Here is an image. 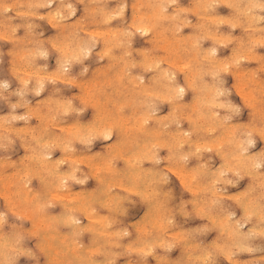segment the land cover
<instances>
[{"label": "rangeland", "instance_id": "374dc122", "mask_svg": "<svg viewBox=\"0 0 264 264\" xmlns=\"http://www.w3.org/2000/svg\"><path fill=\"white\" fill-rule=\"evenodd\" d=\"M145 1L148 3L151 2V4H146ZM161 1L162 0H144V2H145L144 3L142 0H90V1L89 0H0V7H1L0 8V121H1L0 122V127H1L0 128V163H2V165H4L3 168H2V165H0V171H1L0 172V178H1L0 180H3L5 182L4 183L3 181H0V217H2L3 221H4V223H0V238H2L0 241H3L2 244H0V256H3V253H5V255H6V257L5 256H3L2 258L0 257V262H1L0 264H7L6 261H9L10 259H13V258H15L18 261V264H50L52 262L50 259L51 257L58 258V263L61 264L67 258V256L65 255L66 247H65V244L62 242L63 239L66 241H72V240L77 241L79 244H80L79 241H81L82 244H80V245L84 249H86L87 251H88V248L90 250V248L92 249V247H96V248L100 247L101 252L106 251V253L102 252V254L100 256H96L95 261L98 263L95 262V264H107L108 262H110L111 264H132V263H135V264L136 263L137 264H158L157 262L160 260L159 258L163 259V260L161 259L159 261L160 264H163L164 261L166 264H168L169 261L164 260V258L170 260L169 264H186V263L187 264H203V263L204 264H238V263L239 264H264V260H262V259H264V258H262V257H264V236L261 237V235L257 234L256 239L253 237V240L250 241L253 243H249V244H251L250 245L251 250L249 248V250H242V252H240L239 250H236V249H233V250L228 249L231 247L230 244H227V243H229L228 240L230 239V237L228 236L227 233H226L227 235L225 234V236H224L225 231H222L218 228L213 227V225L210 222V219L207 218L210 211H211L209 207H208L209 208L208 209L206 206V210L205 211L202 210V209H204L203 208V206H205L204 204H206L205 198L208 197L205 195L206 197L204 196L205 197L204 198V197H202V195L206 194L208 191L205 190L203 192H199L200 194H196L198 192H195L194 190H191L190 187L183 185L182 181H181L182 179L179 177V174H175L176 172L178 173V168L182 165L184 167H186L188 170L190 169L191 171H192V169H191L192 167L194 170L197 169V171L202 170V168H203V170L204 169L207 170L210 173L211 179L207 181L208 183L205 181H201L204 183L203 186L205 187L207 185L208 188H210V189H212V188L214 189V187H215V189L219 192V194L221 193L224 196H227V198H225L223 195H221V199L219 198L220 201L223 200L224 203L222 201H221V203H223L224 205L220 204V201L218 199L216 201H219V202H217V204H220L222 208L226 207L228 210H230V212L233 214L232 218H236V217L240 218V219L243 218V212L244 211L242 210L241 205L238 203H240V202L244 203L247 196L250 198L255 197V196L259 195V193H262L264 191L263 190L264 189V183L263 182H262L263 183L262 184V183H260L261 181H259L257 179L252 178L253 179L252 180L251 176L246 174V173L244 174V172L242 170H238V171H240L238 173V171H237L238 168L234 167V165H233L234 164L233 157L235 156L234 154L236 151L235 150L236 145H238V143L235 144L237 138L233 139L234 140L233 141L231 139H228V136L225 135L227 132L230 133V130H228V129L232 128L233 131H235V129H237L236 134H237V136H239V134H240L239 139L241 137V139L243 141H250V139L252 138L251 139L252 142L250 141L251 143H249V145L247 146L248 147L247 153L250 155H256L257 157H259L258 161L260 163V166H258L256 168V171L261 172V173L264 172V154H262V153H264V143H263L264 141H263L262 136H260V133L258 131L254 130L252 133V129L255 126L258 129L261 128L259 130H262V129L264 130V125H262V123L264 124V121H261V119H259V116H256V117L253 116L254 115V114H252L253 111H252V109L250 110V107H251L250 102L244 97V95L242 93H240V91H241L240 86H238L240 78H241L238 75V73L241 72V75L242 74L246 75L245 79L247 81L246 80H244V81H246L248 86L250 83V88H253L252 86H254L253 89L257 90V92H259L258 89L259 90L264 89V87H263L264 80H262V79H264V68H263L264 67V40H263L264 39V9H262L260 7V5H261L260 3L261 2L264 3V0H229V1L223 0L224 2H222V0H214V1L213 0H203V1L202 0H173V1L166 0V2L164 0L162 2ZM196 1L197 2L199 1V3L197 4ZM141 2L143 4H141ZM156 3H158V4H156ZM210 3H212V4H210ZM250 3H252V4H250ZM122 4H124V5L122 6ZM145 5L146 6L151 5V6L146 7ZM194 5H195V7H194ZM153 6H154V11H153ZM252 8H254V9H252ZM113 9H115V10H113ZM58 10L60 13L58 12ZM91 10H93V11H91ZM119 10H122V12H120ZM145 10L146 11L149 10V11L146 13ZM156 10H158V11H156ZM201 10H204V11H201ZM151 11H153V13L155 12L154 15L151 14ZM144 13L146 16H147V14L148 15L151 14V16L149 15L148 17H146V16H144ZM157 13H159V15H160V13H161V15L164 14L163 17H165L167 15L166 17H168V19L167 18H165V19L161 18L162 22L165 20V22H163V25L160 21H158L159 18H156L159 16ZM36 14H38V15H36ZM139 14H141V15H139ZM173 14H174V16H173ZM176 14L177 15L179 14V15L177 16ZM142 15L146 19L144 17H142ZM101 16H103V17H101ZM53 17H55V18L53 19ZM153 17H154V19H153ZM204 17H207V19ZM216 17H218V18H216ZM142 18H144V21L141 20ZM173 18H175V19H173ZM236 18H237V20H236ZM202 19H204V20H202ZM229 19H230V21H229ZM255 19H256V21H255ZM95 21H96V23H95ZM152 21L154 23H156V26H157V23L159 24V22H160L162 27L160 25H158L156 27ZM156 21H158V22H156ZM182 21H184V22H182ZM150 22H152V23H150ZM135 23H137L136 26H135ZM173 23H174V25H173ZM248 23H250V24H248ZM142 24H145V25L141 26ZM132 25H133V27H132ZM137 25L141 26V28L143 27L145 29L144 30L142 28L143 31H146L149 28L147 30L148 33H146V35H145V32L142 33L143 32L142 29L138 28L139 26H137ZM185 25H188V26H185ZM115 29H117V30H115ZM156 30H158V31H156ZM155 31L158 32L159 36L162 32L167 33L165 35L161 34V36L163 35V37H168V38L167 39L164 38L165 40L163 38L160 39V37L158 38L156 33H154ZM205 32H207V33L205 34ZM116 33H117V35H116ZM173 33H175V34H173ZM1 35L2 36L4 35V36L2 37ZM194 35L197 37H194ZM210 35H211V38H210ZM219 35H221V36H219ZM155 37H157V38H155ZM262 37H263V39H262ZM113 38H114V40H113ZM126 38H128L129 40ZM178 39H179V41H182L183 44H181V42H178ZM166 40H167V42H166ZM183 40L185 41L186 44H184ZM168 41H169V43H168ZM195 41H196V43H195ZM88 42H90V44ZM106 43H108V44H106ZM170 43H172V45L176 43L177 45L176 44L175 45L177 46V48L180 45L182 46V48L180 46L179 47L180 49H178V50H180L179 56H180L181 62H180L179 58H178L177 62L179 65L181 64L180 67L179 66L176 67V65L172 64L173 63V61L171 60L172 58L171 59L169 58L170 56H169V52H168L169 50L168 49L171 47ZM190 43L192 44V46L194 44V46L192 47ZM86 44H87V46H90V45L91 46L87 47ZM168 44H170V45H168ZM253 44H254V46L252 47ZM75 46L76 47L78 46V47L75 48ZM161 46H163V47H161ZM167 46H168V48H167ZM190 47L192 49L193 48L194 49L192 50ZM54 48H56V49H54ZM184 48H185V50H184ZM251 48H252V50H251ZM104 49H106L107 51H105ZM149 49H151V51ZM197 49H198V51H197ZM242 49H244V50L242 51ZM66 50H68V51H66ZM80 50H81V52H80ZM143 50L146 53H144ZM191 51H192V53H191ZM193 51H194V53H193ZM212 51H213V53H210V55H209V52H212ZM102 52L108 53V54L105 55ZM214 52H216V53H214ZM238 52H240V53H238ZM165 53L166 54L168 53L169 57ZM71 54H73V55H71ZM212 54L214 55L215 58H217L216 59L217 61L218 60L221 62L223 61L221 67H214ZM108 55L110 58L108 57ZM202 55L203 56L205 55V57H207V56L208 57L205 59V57H203ZM80 56H82V57L80 58ZM101 56H102V58H101ZM199 56H200V58H199ZM209 56H211V58H209ZM194 58L195 59L198 58L199 62L196 61ZM23 60H25V62ZM59 60H62L63 63ZM65 60L67 63L65 62ZM124 60H125V62H124ZM193 60H194V62H193ZM153 61H154V63H153ZM210 61H212V62L210 63ZM184 62L187 63V64L185 63L186 66L183 64ZM18 63H19V65H18ZM155 63H156V66H155ZM199 63L200 64L202 63V64L200 65ZM233 63H234V65H233ZM189 64L191 66L193 64V67H192L193 70H191V74L189 71L188 74H190V75L188 77L187 72L185 73V67L188 68V66H190ZM148 65H150V66H148ZM154 66H155V68H154ZM183 66H185V67H183ZM103 67H105L106 70ZM110 67H111V69H110ZM194 67L197 69H195ZM107 68L109 69V71ZM180 68H183L184 71H182V69H180ZM124 69H125V71H124ZM215 69H217V70H215ZM103 70H104V73H103ZM147 70H149V71L147 72ZM162 70L165 72H163ZM238 70H242V71L239 72ZM44 71H46V72H44ZM192 71H193V73H192ZM224 71H225V73H224ZM166 72H167V75L169 74L168 76L170 77V80H171V82H170V80L168 81V83L165 82V84L167 83L166 86H170L168 88L164 84V81H166V80L164 79L165 74L163 75V73H166ZM183 72L185 74H183ZM195 72H198V74H196L194 76ZM250 73H252V74H250ZM99 75H101V76H99ZM23 76H25V77H23ZM55 76H57V77H55ZM171 76H172V78H171ZM185 76H186V78H185ZM238 76H239V78H238ZM132 77H133V80H132ZM129 78H130V80H129ZM112 79H114V80L112 81ZM134 79H136V80H134ZM139 79L141 82L139 81ZM185 79H187V80L192 79V81L196 80V84H195L196 86H192V87H195L196 89L192 88L190 86L191 84L190 83H189L190 85L188 84V82H190V81H186ZM256 79H258V80H256ZM259 79H261V80L259 81ZM106 80H108V81H106ZM114 81H116L117 83L119 82V83L118 84L116 82L114 83ZM254 81H257V82L259 81L258 83H260V85L262 87L257 86L258 84H256V83L255 84L252 83ZM78 82L82 83V84H79ZM84 82H86L87 84L89 83V84L87 85ZM130 82H132V83H130ZM136 82L141 83V85H143V87L145 86L144 87L145 89H142L143 87L139 83H136ZM200 83L201 84L204 83V84L208 85V87L212 86L213 90L216 87L215 88L216 91H214V92L218 91V93L220 94V95L218 94V96H216L218 98H216L215 95H214V98L211 97L210 92L206 90L208 88H205V90H204L203 84L201 85ZM252 84H254V85H252ZM171 85H175V88L173 87L175 90H173L170 93L167 91L165 92L164 90L172 88ZM178 86H181L180 88H183L184 89L183 92H185V93H180L179 89H177ZM140 87H142V88H140ZM202 87H203V89H202ZM36 88H39V89L37 90ZM146 88H148V90ZM99 89H101V90L99 91ZM117 89L119 92H117ZM129 90H131V91L128 92ZM150 90H152V91H150ZM153 90H154V92H153ZM94 91H96V92H94ZM203 91H206V92H203ZM86 92H88V93H86ZM95 93H97V94H95ZM115 93H116V95H115ZM167 93H169L170 95ZM175 93L177 95H179L180 100H179V98L177 99V95ZM183 94H184V96H182ZM150 96H152V97H150ZM175 96H176V98H175ZM181 96H182V98H181ZM256 96H259V98L262 97V99L264 98V95L262 96L260 93ZM129 97H131V98H129ZM156 97H157V99H156ZM206 97H207V99L210 97L211 99H214L216 102H218V101L219 102L217 103V105H211L213 103L210 102V99H208L209 100L208 101L206 99ZM44 98H45V100H44ZM77 98H79V99H77ZM172 98H174V99H172ZM89 99L91 101H89ZM107 99H109V100H107ZM167 100H168V102H167ZM199 100H200V102H199ZM94 101H95V103H94ZM108 101H109V103H108ZM116 101L118 104L115 103ZM119 101H120L121 105L119 104ZM149 101H151V102H149ZM83 102H84V104H83ZM96 103H98L99 105ZM133 103H134V105H133ZM181 103H183V104H181ZM155 104L157 106H155ZM16 105H18L19 107ZM102 105H104V106H102ZM117 106H118V108L120 107V109H118ZM105 107H106V109H105ZM147 107H149V108H147ZM195 107H196V109H195ZM198 107L201 108V109H199L200 112L203 111L201 113L202 116L200 115V112H198ZM116 108L118 110H116ZM121 108L123 111L121 110ZM236 108H239V112L234 111ZM50 109H52V110H50ZM114 109L116 112L114 111ZM131 109H133V111ZM144 110H146V111H144ZM207 110H208V112H207ZM32 111H33V113H32ZM61 111H63V112H61ZM147 111L149 112V114ZM154 111H155V113L153 114ZM169 112H170V114H169ZM211 112L213 114H211ZM78 113H79V115H78ZM110 113L113 114V117H112V114L110 115ZM198 113H199V116H198ZM15 114H16V116H15ZM143 114H145V115H143ZM189 114L191 116L195 117L194 120H192L193 117L191 119L192 121L190 120L189 117H191V116H189ZM203 114H205V115H203ZM105 115H108V116H105ZM120 115L124 116V118H125L124 119L125 123L122 126L120 124H115L113 122V121L117 120L120 117ZM159 116H162V117H159ZM229 116H231V117H229ZM94 117L97 120L94 119ZM209 117H211V119ZM48 118L49 119L51 118V119L48 120ZM108 118L109 119L112 118V119H110L111 121ZM59 119L63 120V121H60ZM138 119H139V121H141V119H142V122H140V123L143 127H145L144 128L145 130L149 131V133L151 134V137L149 135L147 136L145 134H139V133L135 134L134 132L131 131L132 126L134 125V123L136 121H138ZM159 119H161L160 121H162V123L159 121ZM207 119H209L208 120L209 122L207 121ZM5 121H6V123H5ZM77 121H78V123H77ZM251 121L253 123H251ZM109 122H112V123L109 124ZM117 122H119V121H117ZM198 122H199V124H198ZM203 122H204V124H203ZM207 122L211 125H207L208 124ZM260 122H261V124H260ZM113 123L115 124V126L113 125ZM219 123L224 127L219 125ZM254 123H256V125H254ZM201 124L205 125L206 127L202 126ZM43 125H44V127H43ZM71 125H72V128H71ZM77 125H79L80 128ZM199 125H201V126H199ZM233 126H234V128L236 126V128L233 129ZM241 126L244 128H242ZM248 126H249V128H247ZM252 126H254V127H252ZM74 127L75 128L78 127L79 128L78 131H80V133L77 132V130H75ZM199 127H201V128H199ZM217 127H219V128L222 127V130H224L225 128L227 129V127H228V129L227 130L225 129L224 131H226V132L223 133L224 131H222L221 129H219ZM27 128H29V129H27ZM112 128H113V131H112ZM152 128H153V130H157L158 132L153 131L154 133L152 134V131H151ZM204 128H205V132L202 131V130H204ZM213 128H214V130L216 128V132L218 131L217 134H215V131L213 132ZM192 129L195 130V132L196 131H198V132H196V134H195ZM207 130H208V133H207ZM209 130H211V131H209ZM178 131H180V134L178 133ZM124 132H126L125 135H124ZM183 132H184V135H183ZM209 132H211V133L213 132L215 134V137H214L213 133L211 134ZM255 132H258V133H255ZM88 133H91V134H89V137H88ZM176 133H178V134L176 135ZM190 133L191 134L194 133V136L191 135ZM36 134H38V136ZM146 134H148V132ZM154 134H156V136H158V135L159 136L156 137ZM163 134H164V136L162 137ZM205 134H207V135H205ZM106 135L110 138L105 139L104 137ZM136 135H137V137H136ZM249 135H250V138H249ZM53 136H54V138H53ZM124 136H126L129 140H127V138ZM183 136L188 137L189 142L191 140H192V142H190L191 144H188L186 142V146H185V144L183 146L181 145L180 146L181 150L178 148L180 150V151L178 150V152H180L179 153L180 155H179L177 152V149H176V147H177L176 144H177L178 139L180 137H182V139L184 138ZM208 136H210L212 139L210 137L208 138ZM34 137L36 140L34 139ZM175 137H176V139H174ZM213 137H214V139H213ZM216 137L217 138L219 137L217 147H215V145L214 146L212 145L215 141L217 142ZM122 138H123L124 142L125 141L128 142V143L125 142L128 145L125 144V146H124V144H121V143H124V142H121ZM207 138H208V140H207ZM220 138H222V139H220ZM223 138L226 140H223ZM167 139H170V140H167ZM204 139L207 140L209 143L208 142L205 143L206 141ZM130 140H131L132 144H131ZM161 140L166 141V146L164 145L165 143L164 144L160 143ZM194 140L195 141L197 140L199 142H196V144H195ZM45 141L47 144L45 143ZM185 141H186V139H185ZM227 141L229 143H231V142H233V143L227 144L228 143ZM118 142L121 144V146ZM202 142H204L205 144ZM216 142H215V144H216ZM136 143H138V144H136ZM192 143H193V147H192ZM43 144H45V146ZM129 144H131V146ZM145 144H147V146H149V148L148 147L146 148ZM117 145H118V148H117ZM207 145H209V146L211 145V146H213V147L210 146L211 148H216V149H214V150L210 149V147ZM228 145H229V147H228ZM170 146H173V147L171 148ZM219 146H222L223 148L222 147L219 148ZM38 147L41 149H39ZM144 147H145V149H144ZM164 147H166V148H164ZM181 147H184V148H181ZM200 147H202V148H200ZM64 148H66V150ZM189 148H191V150ZM224 148H226V150ZM48 149L50 150V152ZM114 149H115V152H114ZM120 149H121V151H120ZM143 149L144 150L147 149V151H144ZM175 149H176V151H175ZM227 149H229V150H227ZM130 150H132V151H130ZM202 150H204V151H202ZM206 150H208V151H206ZM220 150L225 151V152L223 153ZM231 150L232 151L234 150V152H232ZM155 151H156V153H155ZM170 151H171V153H170ZM261 151H263V152H261ZM43 152H44V154H45V152L50 154V156L47 157V161L51 160L52 165L54 167H56V171H59L61 173L60 176H62L64 178L63 180H62V178H61V180L55 178L56 179L55 180L54 176H52L53 172H51L50 174L44 173V170L41 168L40 162L38 160V156H40V154H42ZM113 152L116 153V156H114L115 154ZM122 152L125 155H123ZM136 152H137V154H139L141 152V154H139V157H140L139 159H138V155L136 154ZM145 152H146V155L143 156L142 154L143 153L145 154ZM216 152H217V154H216ZM129 153H131V154H129ZM132 153L135 156L134 158L137 157V159H138L137 160L138 161L137 166H140L139 168L144 170L143 171L144 174L142 173L143 178L141 177V178H139V180L136 177H134L135 179L129 178V177H132L131 176L132 172H131V169H129L127 167L128 164L126 163L125 159L127 158V156H130V155L132 156ZM220 153H222L223 155ZM226 153H227V155H226ZM72 154H73V156H72ZM100 155H101L102 159H105L104 157L108 158V161H107L108 163L111 161L110 163H112L114 165V168L117 171V173L115 174L116 176L114 175V173H104V174L102 173L99 176V172L97 170H95L96 169L95 167H91L90 163L88 162L89 160H86L87 162H85V159H89V157H91V156H96V157L100 158ZM107 155H109V156H107ZM140 155L143 158H141ZM228 155L230 156V159H228V157H229ZM35 156L37 157V159L35 158ZM122 156H124V157H122ZM131 156L128 158H131ZM172 156H173V158H172ZM222 156H224V157L226 156L228 161H224V158ZM80 159H82V161H80ZM105 160H107V159H105ZM140 160H141V162H140ZM172 160H174V162ZM176 160H178V161H176ZM180 160H181V162H180ZM9 161H10V163H9ZM60 161H62V162H60ZM230 162L231 163L233 162L232 165L230 164ZM26 164H27V166H26ZM225 164L231 165V169L233 168L232 174H231L232 170L229 168L230 166L227 165L228 166L227 167V166H225ZM173 167H174V169H173ZM27 168L30 171L32 169L33 172H30ZM220 168L221 169L223 168L222 170H225L224 173ZM34 170H35V173H34ZM219 171L220 172L222 171V173H223V174L220 173V176H218ZM226 171H229V172H226ZM235 171H237V172H235ZM3 172H4V174H3ZM36 172H37V175H33V174H36ZM41 172H43V173H41ZM129 172H130V174H129ZM40 174H42V175H40ZM243 174H244V176H243ZM12 175L16 176V177H13ZM96 175L99 178L100 177L101 178L98 179V177ZM212 175H214L217 178V181L214 178L215 179L214 183H212L214 181ZM24 176H26V177H24ZM222 176H224L223 179L221 178ZM4 177L7 180H5ZM219 177H220V179H219ZM16 178L20 179V180L17 179L18 183L15 182ZM51 178L53 179L52 181L50 180ZM82 178H85V180H83ZM104 178H105V181H104ZM42 179H44L45 181L43 182ZM101 179H103V180L101 181ZM115 179H117V180H115ZM120 179H122V181H121L122 182V185H121L122 188L119 185V184H121ZM127 179H128V181L126 182ZM131 179L135 180V181L131 182L130 181ZM8 180L10 181V183ZM58 180L60 183H58ZM50 181H51L52 186L50 184ZM136 181H137V183H136L134 189H133V187L131 188V186L133 184H135ZM220 181H222L224 183L226 182V183L221 184ZM81 182H84V183H81ZM141 182L143 184H141ZM218 182H220V183H218ZM106 183H108V184L110 183L108 185L110 187H108ZM113 183H116L117 185H115ZM144 183H146V184H144ZM210 183L214 184V185H211ZM140 184L142 185V187L140 186ZM5 185H6V187L3 188V186H5ZM13 185L14 186L18 185V188H20V190L22 191V194L20 193V195H17L16 193H14L17 191L18 188L12 187ZM61 185L62 186L64 185L65 187H61ZM114 185L117 186L119 189L115 188ZM256 185H257V188H254V187H256ZM8 186H9V188H8ZM22 186H25V188L27 187V189H25V188H24L25 190L22 189ZM58 186L61 188H59ZM111 186L112 187L114 186L112 188L113 189L112 191H111ZM207 186H206V188H207ZM54 187H56V188H54ZM106 187H107V189H106ZM123 187L125 188V190ZM11 188H13L14 190H12ZM65 188L68 189L67 190L68 193H67V191H65L66 190ZM108 188H110V190ZM126 188L128 191H126ZM136 188L139 191L135 190ZM145 188L148 190H146ZM253 189H255V191H253ZM11 190H12V192H11ZM60 190H61V192H60ZM69 190L73 191V192L71 193ZM133 190H135L137 192L135 193V191H133ZM249 190H250V192H249ZM6 191L7 192L9 191V192L7 193ZM26 191H27V193H30V191H32V193L36 192V193H38L39 197L41 195V198H39L38 200L40 201L39 204L40 205L42 204V206H40L38 204V201L35 202V205H33L34 203L30 204L29 201L28 202L23 201L24 199L22 200V196L26 193ZM107 191L108 192L110 191V193H108L106 195ZM251 191H252V193H251ZM23 192H24V194H23ZM131 192H132V194H131ZM142 192L145 195L144 194L140 195ZM193 192H194V194H193ZM243 192L245 194L244 199H243V196L241 195V194H243ZM73 193H77L76 196H78V197H81V195L86 194L85 195L86 200L88 199L87 200L88 202H89V200L92 201L91 205L89 204V206H86V207H88V211H80L79 209H77L79 211L78 212V211H76V209H71V212H70L68 205H75V204H72L71 202H69L70 198L72 196L74 198L72 197L71 201L73 199H75V197H76V196H74L75 194H73ZM78 193L80 194V196ZM88 193H90L92 196L88 195ZM156 193H157V196H155ZM158 193H160V194L158 195ZM111 194H113L114 198H111L112 197ZM114 194H116V195L114 196ZM152 194H155L154 199L149 198L150 196L153 197ZM263 194H264V192H263ZM9 195H10V197H9ZM59 195H61L64 199ZM65 195H66V197H65ZM68 195L71 197L68 198L69 197ZM109 195H111V196H109ZM197 195H201V196L198 197ZM145 196H147V198ZM222 196H223V198H222ZM58 197H60V199ZM78 197H76V198L78 199ZM90 197H91V199H90ZM92 197L94 198V201H93ZM106 197H108L107 200L110 202V204L111 203L114 205L116 204V207L114 206L115 208L113 207L112 204L109 205L108 201L105 200ZM201 197L204 200L200 199ZM228 197H230V199L235 198L236 200L235 199H233L234 201L230 200ZM56 198H58V199H56ZM195 198H196L197 202L194 200ZM40 199H42V200H40ZM151 199H153L152 202H151ZM157 199H159V200H157ZM239 199H243V200H239ZM111 200H112V202H111ZM161 200H162L163 204L161 203ZM164 200L167 201L168 203H166V202L164 203ZM199 200L203 201V202H200ZM66 201H67V203H66ZM113 201L114 202L117 201V203L116 202L114 203ZM157 201H159V202H157ZM189 201L190 202L192 201L191 204ZM231 201H233L234 203ZM106 202L108 205H106ZM46 203H47V205H46ZM104 203H105V205H104ZM157 203L162 204L160 206V208L163 206L166 209V210H164V208L163 209L161 208L162 210L167 211V212L161 211L163 214L166 213V215H163L160 212L161 209L159 208V204H157ZM183 203H185L186 205L184 204L183 206H181ZM193 203H195V204H193ZM148 204H150L152 207H150V205H148ZM164 204L166 206H164ZM196 204H198L200 206H198V205L196 206ZM201 204L203 206H201ZM36 206H38L39 209L36 210L35 209ZM90 206L92 208V213H95V211L97 212V214L95 213V215L97 217L101 218L103 216L104 220L103 219L102 220L104 222L108 221V223H109L110 221L107 220L108 218L110 220H113V221L116 220L115 222H113V221L111 222V224L115 223L114 225L112 224L113 226H111V224L106 223L109 226V228L107 229L109 234L108 233L103 234L102 229H101L102 227H100L101 225H100V223H98L100 218H98L96 221H94V219L87 218L89 214H86V212L87 213L91 212V211H89L91 209ZM101 206L102 207L104 206L105 208H101ZM110 206H111V208H110ZM40 207H42L43 211L40 209ZM154 207L156 208L155 210H154ZM157 207H158V209H157ZM181 207H185V209L183 208L185 211L182 210V213H180L181 211H179L180 209H182ZM197 207H200V209L199 208L197 209ZM201 207H202V209H201ZM94 208H95V210H94ZM169 209H171V210L168 211ZM196 209L198 210V213H197ZM39 210L42 211V215H44V216H52L53 218L56 217L55 218L56 221L52 222V228L57 229V231L55 230V232L56 233L59 232V233H57L58 236L60 235L59 237L55 236L54 239H51L48 234L43 233V230H40L43 228V225H45V227H46V224L48 222L47 223H46V221L44 222L42 217L41 216L39 217V215H41V212ZM156 210H158V211L155 212ZM38 211H39V214H38ZM148 211L150 213H148ZM34 212H36V214H34ZM81 212L83 213V215ZM170 212H172L174 214V216H172V213H170ZM201 212H204V213L207 212V213L201 214ZM153 213H155L157 216H155ZM158 213H160V214L158 215ZM148 214H151V215H148ZM203 214L206 216L203 217L204 216ZM70 215L71 216L73 215V218ZM106 215H107V217H106ZM167 215H168L169 219L165 218ZM251 215L254 216L253 213ZM262 215H264V208H262ZM66 216H68L69 219H71V218L74 219V221H76V222L75 223L72 222L71 224H68L69 222H68V218ZM158 216H160V218ZM163 216H164L165 221L167 220L168 223H170L169 224L170 228L168 227L169 229H167L166 227L168 226V224H166L165 228L163 227L165 230L164 229L162 230L163 232L165 231L164 232L165 234H162V232H160V234H159L158 230H160V229L157 228V231H158L157 232L156 228H153V226L150 223H153L151 219H155V220L160 219V221H163L164 220V219H162ZM253 216H252V218H253ZM38 217L40 219H42V222L38 221V220H40V219H38ZM254 217L255 218L252 221L254 225L257 224L256 223L257 219L259 221L258 224L263 222V221H260L262 216L260 218L256 217V216H254ZM76 218H77V220H76ZM146 218H148L146 220L147 222L144 221V219H146ZM204 218H206V219H204ZM172 219H174V220H172ZM262 219H264V218H262ZM155 220H153V221H155ZM169 220L171 222H169ZM149 221H150V223H149ZM36 222L38 224L40 223L39 226ZM91 222H94V224L92 223L93 224L92 225ZM141 222H142V226L140 224ZM138 223L140 224V226L138 225ZM49 224L50 223H48V225ZM209 224L213 227L212 229L215 228V229H218V231H216L215 229L211 230V228H210L211 226ZM76 225L78 227H76ZM90 225L92 226L91 228H94L95 230L99 231V233L91 232V230H89ZM144 225H146V226H144ZM148 225H151V228ZM35 226H37V228H35ZM53 226H55V228ZM137 226H139V227H137ZM248 226L249 225L245 226L243 229L247 231L250 228ZM262 226H264V222L260 225V227H262ZM79 227H82L83 230L79 231L78 230ZM85 227H86V232L83 233L82 231H85V229H84ZM133 227H137V229L133 228ZM144 227H146L147 230H151V231H149L150 236L144 235V234L142 235V232L145 229ZM36 230H37V232H36ZM119 230H120L121 235L119 232H118V235H120V237L117 235V231H119ZM32 231L35 233H33ZM38 231H39V233H38ZM110 231L112 233L115 231L114 236L119 237L118 241H117V239H118L117 237L115 239L113 234L110 235V233H111ZM73 232H74V234H75V232H78V234L82 232L81 233L82 235L80 234L81 237H79V236L76 237V234L74 236ZM122 232H123V234H122ZM151 232H153V233H151ZM221 232L222 233L224 232V233L222 234ZM155 233H156V235H155ZM173 233H175V234H173ZM178 233L185 238L184 241L182 240L183 242L180 241L179 239H177V238L183 239L182 236H180V237L177 236ZM62 234L66 236V239H65V236H63ZM158 234H159V236H158ZM218 234H220V235H218ZM72 236L76 237V238H73ZM226 236H228L229 239ZM6 237H8V238H6ZM21 237L23 240L21 239ZM104 237H106L105 238L106 240L104 239ZM110 237H111V239H110ZM121 237H123V238L120 239ZM173 237L174 238L177 237V238H175L176 240ZM221 237L222 238L225 237V238L222 240ZM48 238H49V242H48ZM140 238L142 239L143 242L141 241ZM162 238H163V242L165 243L163 246H161L163 244V242L161 240ZM108 239H110V240H108ZM139 240H140V242H139ZM186 240H187V242L185 243ZM135 241L136 242L138 241V242L136 243ZM151 241H153V243H151ZM226 241H228V242L225 243ZM7 242L9 245L7 244ZM93 242H94V244H93ZM108 242L110 243V245L108 244ZM145 242H146L147 246L145 245ZM19 243H20V245H18ZM45 243L51 244L53 246V248L57 247L56 248L57 251H54L53 254H51L52 256L49 255L47 252H44V250H42L41 246L44 245ZM113 243H114V245L112 246ZM119 243H120V245H117ZM133 243L138 248L137 250L133 249V248H136ZM139 243H141V244L139 245ZM154 243L156 245H154ZM149 244H150V247L152 249L148 246ZM184 244L186 246H184ZM223 244H225V245H223ZM130 245L133 248H131V247L129 248ZM153 245L156 247H152ZM217 245L218 246L220 245L219 246L220 250H218V248H216V249L219 252L222 251L223 253L222 252L219 253L217 250H216L217 252H215V250H212L213 248L217 247ZM226 245H230L229 247H226L227 250L225 249ZM140 246L142 248L146 247L145 249H142L143 252L138 251L141 248ZM212 246H213V248H212ZM147 248L149 251L146 250ZM253 248H254V250H253ZM109 249H111V250H109ZM127 249H129V251ZM132 250H133V252H131ZM186 250L188 251V253ZM61 251H62V254L60 253ZM136 251H137V253H136ZM144 251L145 252L147 251V252L144 253ZM184 251H185V253H184ZM212 251H213V253H212ZM227 251H228V253H230V256L227 253ZM29 252L31 253V255H29ZM113 252H115V253H113ZM148 252H150V253H148ZM205 252L207 255L205 254ZM207 252L208 253L210 252L209 253L210 255ZM9 253L11 255H9ZM57 253H60L61 255L57 254ZM63 253H64V256H63ZM108 255H110V256H108ZM113 255H116L117 257L116 256L113 257ZM143 255H145V256H143ZM188 255H189V257H188ZM191 255H192V257H191ZM226 255H228L229 257H227ZM8 257H10V258H8ZM59 259H61V261ZM69 259L71 261L70 264H82V263H79L78 261L74 260V258H69ZM108 259H109V261H108ZM64 262H66V260ZM110 263H108V264H110ZM51 264H57V260H54L53 263H51ZM85 264H87V263H85Z\"/></svg>", "mask_w": 264, "mask_h": 264}, {"label": "bare ground", "instance_id": "6f19581e", "mask_svg": "<svg viewBox=\"0 0 264 264\" xmlns=\"http://www.w3.org/2000/svg\"><path fill=\"white\" fill-rule=\"evenodd\" d=\"M90 1V0H89ZM143 2H144V0H142ZM163 1V0H162ZM161 1V2H162ZM165 2H166V0H164ZM169 1V0H168ZM171 1H173V0H171ZM203 1V0H202ZM214 1V0H213ZM229 1V0H228ZM146 2V1H145ZM144 2V3H145ZM197 2V1H196ZM207 2V1H206ZM210 2V1H209ZM222 2H224L223 0H222ZM226 2V1H225ZM249 2V1H248ZM255 2V1H254ZM14 3V2H13ZM39 3V2H38ZM164 3V2H163ZM168 3V2H167ZM173 3V2H172ZM199 3V1L197 2V4ZM47 4V3H46ZM141 4H143L142 2H141ZM146 4H151V2L150 3H148V2H146ZM153 4V3H152ZM156 4H158V3H156ZM166 4V3H165ZM196 4V5H197ZM210 4H212V3H210ZM228 4V3H227ZM250 4H252V3H250ZM258 4V3H257ZM260 4H262V2L260 3ZM2 5V4H1ZM124 4H122V6H123ZM207 5V4H206ZM229 5V4H228ZM9 6V5H8ZM42 6V5H41ZM63 6V5H62ZM146 6V5H145ZM147 6H151V5H147ZM146 6V7H147ZM160 6V5H159ZM168 6V5H167ZM166 6V7H167ZM199 6V5H198ZM7 7V6H6ZM194 7H195V5H194ZM202 7V6H201ZM204 7V6H203ZM239 7V6H238ZM254 7V6H253ZM1 8V7H0ZM70 8V7H69ZM119 8V7H118ZM132 8V7H131ZM145 8V7H144ZM156 8V7H155ZM174 8V7H173ZM251 8V7H250ZM249 8V9H250ZM258 8V7H257ZM256 8V9H257ZM148 9V8H147ZM150 9V8H149ZM183 9V8H182ZM181 9V10H182ZM252 9H254V8H252ZM113 10H115V9H113ZM117 10V9H116ZM136 10V9H135ZM152 10V9H151ZM178 10V9H177ZM188 10V9H187ZM190 10V9H189ZM193 10V9H192ZM205 10V9H204ZM204 10H201V11H204ZM261 10V9H260ZM91 11H93V10H91ZM120 12H122V10H119ZM146 11V10H145ZM149 11V10H148ZM148 11H146V13L148 12ZM153 11H154V6H153ZM153 11H151V14H153L154 15V13H153ZM156 11H158V10H156ZM163 11V10H162ZM200 11V10H199ZM238 11V10H237ZM58 12H59V10H58ZM102 12V11H101ZM105 12V11H104ZM160 12V11H159ZM178 12V11H177ZM176 12V13H177ZM183 12V11H182ZM196 12V11H195ZM194 12V13H195ZM206 12V11H205ZM248 12V11H247ZM60 13V12H59ZM253 13V12H252ZM103 14V13H102ZM101 14V15H102ZM151 14H149L150 16H151ZM158 15H159V13H157ZM175 14V13H174ZM174 14H173V16H174ZM196 14V13H195ZM205 14V13H204ZM251 14V13H250ZM36 15H38V14H36ZM116 15V14H115ZM124 15V14H123ZM139 15H141V14H139ZM138 15V16H139ZM148 14H147V16L145 15V13H144V16H146V17H148L149 16ZM172 15V14H171ZM177 15V14H176ZM175 15V16H176ZM179 15V14H178ZM177 15V16H178ZM246 15V14H245ZM254 15V14H253ZM70 16V15H69ZM143 15H142V17H144ZM162 16V17H161ZM164 16V14H162L161 15V13H160V15L158 16V17H156V18H159V20L158 21H160L161 23H162V25H163V22H165V20L162 22L161 21V18H167L168 19V17H163ZM101 17H103V16H101ZM200 17V16H199ZM210 17V16H209ZM208 17V18H209ZM55 17H53V19H54ZM141 18V17H140ZM145 18V17H144ZM144 18H142L141 20L142 21H144ZM203 18V17H202ZM204 18H206L207 19V17H204ZM216 18H218V17H216ZM232 18V17H231ZM248 18V17H247ZM255 18V17H254ZM260 18V17H259ZM258 18V19H259ZM146 19V18H145ZM153 19H154V17H153ZM173 19H175V18H173ZM210 19V18H209ZM213 19V18H212ZM228 19V18H227ZM102 20V19H101ZM112 20V19H111ZM156 20V19H155ZM177 20V19H176ZM181 20V19H180ZM202 20H204V19H202ZM201 20V21H202ZM236 20H237V18H236ZM235 20V21H236ZM158 21H156V22H158ZM229 21H230V19H229ZM255 21H256V19H255ZM104 22V21H103ZM106 22V21H105ZM109 22V21H108ZM153 22V21H152ZM152 22H150V23H152ZM160 22H159V24L157 23V26L158 25H160L161 26V24H160ZM182 22H184V21H182ZM215 22V21H214ZM222 22V21H221ZM232 22V21H231ZM259 22V21H258ZM95 23H96V21H95ZM132 23V22H131ZM138 23V22H137ZM137 23H135V26H136V24ZM141 23V22H140ZM169 23V22H168ZM233 23V22H232ZM153 24H155V26H156V23H154L153 22ZM183 24V23H182ZM227 24V23H226ZM238 24V23H237ZM240 24V23H239ZM248 24H250V23H248ZM73 25V24H72ZM80 25V24H79ZM131 25V24H130ZM129 25V26H130ZM145 24H142L141 26H144ZM171 25V24H170ZM173 25H174V23H173ZM176 25V24H175ZM207 25V24H206ZM219 25V24H218ZM233 25V24H232ZM81 26V25H80ZM137 26H139V25H137ZM141 26H139L138 28H141ZM151 26V25H150ZM149 26V27H150ZM154 26V25H153ZM156 26V27H157ZM185 26H188V25H185ZM190 26V25H189ZM195 26V25H194ZM203 26V25H202ZM201 26V27H202ZM235 26V25H234ZM132 27H133V25H132ZM147 27V26H146ZM162 27V26H161ZM167 27V26H166ZM197 27V26H196ZM207 27V26H206ZM143 28V27H142ZM141 28V29H142ZM148 28V27H147ZM198 28V27H197ZM112 29V28H111ZM136 29V28H135ZM144 29V28H143ZM143 29H142V31H143ZM149 29V28H148ZM147 29V30H148ZM159 29V28H158ZM202 29V28H201ZM243 29V28H242ZM252 29V28H251ZM114 30V29H113ZM115 30H117V29H115ZM145 30V29H144ZM146 30V31H147ZM165 30V29H164ZM122 31V30H121ZM146 31H143L142 33H144L145 32V35H146V33H148V31L146 32ZM156 31H158V30H156ZM154 32V33H156V35L158 36V38L160 37V39L161 38H165V39H167L168 37H163V35L161 36V34H167V33H164V32H162L161 34H160V36H159V34H158V32ZM168 31V30H167ZM166 31V32H167ZM174 31V30H173ZM179 31V30H178ZM114 32V31H113ZM117 32V31H116ZM130 32V31H129ZM138 32V31H137ZM150 32V31H149ZM172 32V31H171ZM103 33V32H102ZM122 33V32H121ZM139 33V32H138ZM141 33V34H142ZM207 32H205V34H206ZM2 34V33H1ZM5 34V33H4ZM114 34V33H113ZM120 34V33H119ZM130 34V33H129ZM173 34H175V33H173ZM109 35V34H108ZM116 35H117V33H116ZM128 35V34H127ZM208 35V34H207ZM212 35V34H211ZM211 35H210V38H211ZM249 35V34H248ZM2 36V35H1ZM4 36V35H3ZM2 36V37H3ZM9 36V35H8ZM183 36V35H182ZM215 36V35H214ZM219 36H221V35H219ZM223 36V35H222ZM98 37V36H97ZM109 37V36H108ZM114 37V36H113ZM117 37V36H116ZM132 37V36H131ZM194 37H197V36H195L194 35ZM202 37V36H201ZM224 37V36H223ZM226 37V36H225ZM93 38V37H92ZM105 38V37H104ZM129 38V37H128ZM128 38H126V39H128ZM155 38H157V37H155ZM174 38V37H173ZM183 38V37H182ZM216 38V37H215ZM253 38V37H252ZM258 38V37H257ZM15 39V38H14ZM152 39V38H151ZM164 39V40H165ZM214 39V38H213ZM225 39V38H224ZM223 39V40H224ZM232 39V38H231ZM262 39H263V37H262ZM93 40V39H92ZM113 40H114V38H113ZM119 40V39H118ZM129 40V39H128ZM146 40V39H145ZM203 40V39H202ZM261 40V39H260ZM264 40V39H263ZM111 41V40H110ZM116 41V40H115ZM121 41V40H120ZM159 41V40H158ZM184 41V40H183ZM191 41V40H190ZM194 41V40H193ZM33 42V41H32ZM55 42V41H54ZM73 42V41H72ZM145 42V41H144ZM162 42V41H161ZM165 42V41H164ZM166 42H167V40H166ZM178 42H181V44H183L182 43V41H179V39H178ZM34 43V42H33ZM36 43V42H35ZM87 43V42H86ZM89 44H90V42H88ZM168 43H169V41H168ZM195 43H196V41H195ZM229 43V42H228ZM259 43V42H258ZM72 44V43H71ZM106 44H108V43H106ZM110 44V43H109ZM130 44V43H129ZM171 44V47L168 49L169 51V56H168V53L166 54L172 61H173V63L172 64H174V65H176V67H180L181 66V64L179 65L178 64V62H177V60H178V58H179V60H180V56H179V54H180V50H178V49H180L179 47L181 46H179L178 48H177V44L175 45V44H173L172 45V43H170ZM170 44H168V45H170ZM184 44H186L185 43V41H184ZM191 44V43H190ZM246 44V43H245ZM117 45V44H116ZM120 45V44H119ZM154 45V44H153ZM197 45V44H196ZM195 45V46H196ZM259 45V44H258ZM86 46H87V44H86ZM85 46V47H86ZM91 46V45H90ZM90 46H87V47H90ZM115 46V45H114ZM157 46V45H156ZM166 46V45H165ZM176 46V47H175ZM191 46H192V44H191ZM193 46H194V44H193ZM192 46V47H193ZM246 46V45H245ZM249 46V45H248ZM254 46V44L252 45V47ZM260 46V45H259ZM78 47V46H77ZM76 46H75V48H77ZM80 47V46H79ZM158 47V46H157ZM161 47H163V46H161ZM241 47V46H240ZM62 48V47H61ZM93 48V47H92ZM167 48H168V46H167ZM181 48H182V46H181ZM191 48V47H190ZM32 49V48H31ZM54 49H56V48H54ZM87 49V48H86ZM164 49V48H163ZM192 49V48H191ZM194 49V48H193ZM192 49V50H193ZM232 49V48H231ZM241 49V48H240ZM245 49V48H244ZM244 49H242V51L244 50ZM250 49V48H249ZM25 50V49H24ZM28 50V49H27ZM58 50V49H57ZM63 50V49H62ZM79 50V49H78ZM105 51H107L106 49H104ZM112 50V49H111ZM128 50V49H127ZM126 50V51H127ZM150 51H151V49H149ZM154 50V49H153ZM167 50V49H166ZM183 50V49H182ZM181 50V51H182ZM184 50H185V48H184ZM200 50V49H199ZM207 50V49H206ZM237 50V49H236ZM251 50H252V48H251ZM32 51V50H31ZM30 51V52H31ZM61 51V50H60ZM64 51V50H63ZM62 51V52H63ZM66 51H68V50H66ZM71 51V50H70ZM85 51V50H84ZM88 51V50H87ZM102 51V50H101ZM140 51V50H139ZM142 51V50H141ZM144 51V50H143ZM196 51V50H195ZM197 51H198V49H197ZM65 52V51H64ZM63 52V53H64ZM80 52H81V50H80ZM100 52V51H99ZM113 52V51H112ZM166 52V51H165ZM185 52V51H184ZM189 52V51H188ZM10 53V52H9ZM29 53V52H28ZM36 53V52H35ZM40 53V52H39ZM94 53V52H93ZM103 53V52H102ZM144 53H146L145 51H144ZM191 53H192V51H191ZM193 53H194V51H193ZM196 53V52H195ZM198 53V52H197ZM203 53V52H202ZM210 53H213V51L212 52H209V55H210ZM214 53H216V52H214ZM238 53H240V52H238ZM254 53V52H253ZM27 54V53H26ZM90 54V53H89ZM103 54H108V53H103ZM143 54V53H142ZM182 54V53H181ZM201 54V53H200ZM206 54V53H205ZM252 54V53H251ZM30 55V54H29ZM63 55V54H62ZM71 55H73V54H71ZM144 55V54H143ZM165 55V56H166ZM199 55V54H198ZM248 55V54H247ZM250 55V54H249ZM79 56V55H78ZM83 56V55H82ZM82 56H80V58L82 57ZM147 56V55H146ZM203 56V55H202ZM212 56H213V65H214V67H221L222 66V63H223V61L221 62V61H217L216 59L217 58H215L214 57V55L212 54ZM243 56V55H242ZM251 56V55H250ZM17 57V56H16ZM23 57V56H22ZM40 57V56H39ZM72 57V56H71ZM74 57V56H73ZM85 57V56H84ZM108 57H109V55H108ZM115 57V56H114ZM161 57V56H160ZM192 57V56H191ZM196 57V56H195ZM203 57H205V55L203 56ZM208 57V56H207ZM207 57H205V59L207 58ZM234 57V56H233ZM101 58H102V56H101ZM110 58V57H109ZM183 58V57H182ZM199 58H200V56H199ZM209 58H211V56H209ZM208 58V59H209ZM66 59V58H65ZM75 59V58H74ZM108 59V58H107ZM112 59V58H111ZM116 59V58H115ZM146 59V58H145ZM154 59V58H153ZM195 59V58H194ZM216 61H215V60ZM235 59V58H234ZM243 59V58H242ZM14 60V59H13ZM69 60V59H68ZM71 60V59H70ZM101 60V59H100ZM121 60V59H120ZM149 60V59H148ZM184 60V59H183ZM196 61H198L199 59L198 58H196L195 59ZM225 60V59H224ZM241 60V59H240ZM247 60V59H246ZM24 62H25V60H23ZM59 61H61L62 62V60H59ZM78 61V60H77ZM80 61V60H79ZM161 61V60H160ZM31 62V61H30ZM65 62H66V60H65ZM124 62H125V60H124ZM180 62H181V60H180ZM183 62V61H182ZM189 62V61H188ZM193 62H194V60H193ZM199 62V61H198ZM202 62V61H201ZM212 61H210V63H211ZM255 62V61H254ZM258 62V61H257ZM63 63V62H62ZM67 63V62H66ZM150 63V62H149ZM153 63H154V61H153ZM168 63V62H167ZM185 63L186 62H184L183 64L185 65ZM232 63V62H231ZM139 64V63H138ZM143 64V63H142ZM170 64V63H169ZM187 64V63H186ZM200 64V63H199ZM202 64V63H201ZM200 64V65H201ZM262 64V63H261ZM18 65H19V63H18ZM109 65V64H108ZM112 65V64H111ZM125 65V64H124ZM134 65V64H133ZM190 65V64H189ZM208 65V64H207ZM233 65H234V63H233ZM122 66V65H121ZM126 66V65H125ZM147 66V65H146ZM148 66H150V65H148ZM155 66H156V63H155ZM155 66H154V68H155ZM172 66V65H171ZM186 66V65H185ZM185 66H183V67H185ZM210 66V65H209ZM224 66V65H223ZM107 67V66H106ZM124 67V66H123ZM134 67V66H133ZM193 64H192V66L190 65V66H188V68L187 67H185V73L187 72V74L189 73V71H190V74H191V70H193ZM237 67V66H236ZM58 68V67H57ZM104 69H105V67H103ZM140 68V67H139ZM195 68V67H194ZM201 68V67H200ZM227 68V67H226ZM264 68V67H263ZM66 69V68H65ZM108 69V68H107ZM110 69H111V67H110ZM122 69V68H121ZM180 69H182V71H184L183 70V68H180ZM195 69H197V68H195ZM43 70V69H42ZM106 70V69H105ZM128 70V69H127ZM209 70V69H208ZM215 70H217V69H215ZM223 70V69H222ZM247 70V69H246ZM258 70V69H257ZM97 71V70H96ZM108 71H109V69H108ZM124 71H125V69H124ZM143 71V70H142ZM149 70H147V72H148ZM163 71V70H162ZM170 71V70H169ZM196 71V70H195ZM239 72L240 71H242V70H238ZM44 72H46V71H44ZM163 72H165V71H163ZM253 72V71H252ZM55 73V72H54ZM57 73V72H56ZM99 73V72H98ZM103 73H104V70H103ZM116 73V72H115ZM131 73V72H130ZM162 73V72H161ZM160 73V74H161ZM173 73V72H172ZM184 72H183V74H185ZM192 73H193V71H192ZM214 73V72H213ZM224 73H225V71H224ZM243 73V72H242ZM45 74V73H44ZM49 74V73H48ZM62 74V73H61ZM81 74V73H80ZM121 74V73H120ZM165 74V76H164V79L166 80V81H164V84H165V82H167L168 83V81L170 80V77L167 75V72L166 73H163V75ZM190 74H188V77H189V75ZM196 74H198V72H195V74H194V76L196 75ZM217 74V73H216ZM231 74V73H230ZM248 74V73H247ZM250 74H252V73H250ZM37 75V74H36ZM67 75V74H66ZM162 75V76H163ZM238 75L241 77L240 78V81H239V85L238 86H240V93H242L243 95H244V97L250 102V105H251V107H250V110L252 109V111H253V113L252 114H254L253 116H259V119H261V121H264V98L262 99V97L261 98H259V96H256V95H258L259 93L263 96L264 95V89L263 90H259L258 89V91L259 92H257V90H255V89H253L254 88V86H252L253 88H250V83H249V86L247 85V83H246V75H244V74H242L241 75V72L240 73H238ZM40 76V75H39ZM38 76V77H39ZM45 76V75H44ZM58 76V75H57ZM57 76H55V77H57ZM99 76H101V75H99ZM98 76V77H99ZM106 76V75H105ZM233 76V75H232ZM239 76H238V78H239ZM16 77V76H15ZM23 77H25V76H23ZM31 77V76H30ZM115 77V76H114ZM123 77V76H122ZM130 77V76H129ZM187 77V78H188ZM198 77V76H197ZM51 78V77H50ZM54 78V77H53ZM109 78V77H108ZM119 78V77H118ZM124 78V77H123ZM131 78V77H130ZM130 78H129V80H130ZM152 78V77H151ZM171 78H172V76H171ZM185 78H186V76H185ZM254 78V77H253ZM21 79V78H20ZM69 79V78H68ZM121 79V78H120ZM126 79V78H125ZM155 79V78H154ZM153 79V80H154ZM157 79V78H156ZM193 79V78H192ZM192 79H185L186 81H190V82H188V84L192 87V86H196L195 84H196V80H193L192 81ZM197 79V78H196ZM243 79V80H242ZM249 79V78H248ZM24 80V79H23ZM37 80V79H36ZM90 80V79H89ZM105 80V79H104ZM109 80V79H108ZM108 80H106V81H108ZM114 79H112V81H113ZM132 80H133V77H132ZM134 80H136V79H134ZM174 80V79H173ZM244 80H246V81H244ZM251 80V79H250ZM249 80V81H250ZM253 80V79H252ZM255 80V79H254ZM256 80H258V79H256ZM261 79H259V81H260ZM262 80H264V79H262ZM52 81V80H51ZM117 81V80H116ZM116 81H114V83L116 82ZM139 81H140V79H139ZM258 81V82H259ZM41 82V81H40ZM103 82V81H102ZM129 82V81H128ZM141 82V81H140ZM170 82H171V80H170ZM173 82V81H172ZM201 82V81H200ZM206 82V81H205ZM257 81H254V82H252V83H256V84H258L257 86H260V87H262L261 85H260V83H258ZM23 83V82H22ZM38 83V82H37ZM53 83V82H52ZM79 83V82H78ZM84 83H86V82H84ZM83 83V84H84ZM104 83V82H103ZM113 83V82H112ZM113 83V84H114ZM117 83V82H116ZM119 83V82H118ZM117 83V84H118ZM123 83V82H122ZM130 83H132V82H130ZM135 83V82H134ZM136 83H139V82H136ZM166 83V84H167ZM199 83V82H198ZM221 83V82H220ZM262 83V82H261ZM79 84H82V83H79ZM87 84V83H86ZM89 84V83H88ZM87 84V85H88ZM111 84V83H110ZM140 85H141V83H139ZM166 84H165V86H166ZM201 84V83H200ZM203 84V87H204V90H205V88H208V89H206L207 91H209L210 92V95H211V97H213L214 98V95H215V97L216 96H218V91L217 92H214V91H216V87L214 88V90H213V87L212 86H210V87H208V85H206V84H204V83H202ZM201 84V85H202ZM208 84V83H207ZM254 84H252V85H254ZM2 85V84H1ZM39 85V84H38ZM43 85V84H42ZM77 85V84H76ZM152 85V84H151ZM160 85V84H159ZM213 85V84H212ZM86 86V85H85ZM111 86V85H110ZM109 86V87H110ZM126 86V85H125ZM124 86V87H125ZM142 87H143V85H141ZM147 86V85H146ZM158 86V85H157ZM156 86V87H157ZM172 86V88L171 89H166V90H164L165 92L167 91V92H172L173 90H175L174 88H175V85H171ZM248 86V87H247ZM256 86V85H255ZM91 87V86H90ZM101 87V86H100ZM99 87V88H100ZM108 87V86H107ZM112 87V86H111ZM142 87H140V88H142ZM145 87V86H144ZM142 88V89H145V88ZM167 88L168 87H170V86H166ZM174 87V88H173ZM181 86H178L177 87V89H179V92L180 93H185V92H181V89H183V88H180ZM203 87H202V89H203ZM244 87V88H243ZM263 87H264V85H263ZM25 88V87H24ZM44 88V87H43ZM118 88V87H117ZM122 88V87H121ZM139 88V89H140ZM192 88H195V87H192ZM37 90L39 89V88H36ZM90 89V88H89ZM92 89V88H91ZM95 89V88H94ZM102 89V88H101ZM101 89H99V91L101 90ZM147 90H148V88H146ZM151 89V88H150ZM196 89V88H195ZM201 89V90H202ZM93 90V89H92ZM103 90V89H102ZM134 90V89H133ZM157 90V89H156ZM194 90V89H193ZM200 90V91H201ZM84 91V90H83ZM89 91V90H88ZM105 91V90H104ZM131 90H129L128 92H130ZM146 91V90H145ZM144 91V92H145ZM150 91H152V90H150ZM183 91H184V89H183ZM222 91V90H221ZM17 92V91H16ZM24 92V91H23ZM82 92V91H81ZM85 92V91H84ZM91 92V91H90ZM94 92H96V91H94ZM98 92V91H97ZM111 92V91H110ZM117 92H119L118 91V89H117ZM116 92V93H117ZM122 92V91H121ZM125 92V91H124ZM143 92V93H144ZM153 92H154V90H153ZM160 92V91H159ZM158 92V93H159ZM193 92V91H192ZM203 92H206V91H203ZM15 93V92H14ZM86 93H88V92H86ZM93 93V92H92ZM116 93H115V95H116ZM157 93V92H156ZM169 93H167V94H169ZM256 93V94H255ZM95 94H97V93H95ZM127 94V93H126ZM129 94V93H128ZM138 94V93H137ZM141 94V93H140ZM176 94V93H175ZM207 94V93H206ZM79 95V94H78ZM120 95V94H119ZM132 95V94H131ZM170 95V94H169ZM177 95V94H176ZM208 95V94H207ZM220 95V94H219ZM84 96V95H83ZM88 96V95H87ZM86 96V97H87ZM106 96V95H105ZM133 96V95H132ZM131 96V97H132ZM148 96V95H147ZM182 96H184V94L182 95ZM182 96H181V98H182ZM200 96V95H199ZM209 96V95H208ZM242 96V95H241ZM93 97V96H92ZM99 97V96H98ZM118 97V96H117ZM131 97H129V98H131ZM150 97H152V96H150ZM165 97V96H164ZM91 98V97H90ZM97 98V97H96ZM133 98V97H132ZM175 98H176V96H175ZM179 98V95H177V99ZM216 98H218V97H216ZM54 99V98H53ZM58 99V98H57ZM77 99H79V98H77ZM100 99V98H99ZM156 99H157V97H156ZM172 99H174V98H172ZM195 99V98H194ZM202 99V98H201ZM205 99V98H204ZM206 99H207V97H206ZM205 99V100H206ZM208 99H210V102L211 103H213V104H211V105H217V103L219 102H216L214 99H211L210 97L208 98ZM207 99V100H208ZM245 99V100H246ZM44 100H45V98H44ZM83 100V99H82ZM81 100V101H82ZM94 100V99H93ZM92 100V101H93ZM107 100H109V99H107ZM179 100H180V98H179ZM39 101V100H38ZM41 101V100H40ZM55 101V100H54ZM57 101V100H56ZM71 101V100H70ZM80 101V102H81ZM89 101H91L90 99H89ZM112 101V100H111ZM115 101V100H114ZM113 101V102H114ZM136 101V100H135ZM145 101V100H144ZM160 101V100H159ZM165 101V100H164ZM209 101V100H208ZM244 101V100H243ZM46 102V101H45ZM61 102V101H60ZM87 102V101H86ZM99 102V101H98ZM149 102H151V101H149ZM167 102H168V100H167ZM199 102H200V100H199ZM13 103V102H12ZM62 103V102H61ZM94 103H95V101H94ZM108 103H109V101H108ZM115 103H117V101L115 102ZM144 103V102H143ZM176 103V102H175ZM227 103V102H226ZM49 104V103H48ZM60 104V103H59ZM83 104H84V102H83ZM96 104H98V103H96ZM104 104V103H103ZM118 104V103H117ZM116 104V105H117ZM119 104L121 105V103H120V101H119ZM141 104V103H140ZM177 104V103H176ZM181 104H183V103H181ZM249 104V103H248ZM14 105V104H13ZM28 105V104H27ZM90 105V104H89ZM99 105V104H98ZM115 105V104H114ZM119 105V106H120ZM133 105H134V103H133ZM219 105V104H218ZM16 106H18V105H16ZM95 106V105H94ZM102 106H104V105H102ZM124 106V105H123ZM150 106V105H149ZM155 106H157L156 104H155ZM182 106V105H181ZM186 106V105H185ZM249 106V105H248ZM19 107V106H18ZM21 107V106H20ZM29 107V106H28ZM38 107V106H37ZM121 107V106H120ZM120 107L118 108V106H117V108L118 109H120ZM134 107V106H133ZM145 107V106H144ZM180 107V106H179ZM183 107V106H182ZM208 107V106H207ZM11 108V107H10ZM35 108V107H34ZM116 108V110H118ZM129 108V107H128ZM140 108V107H139ZM147 108H149V107H147ZM151 108V107H150ZM171 108V107H170ZM36 109V108H35ZM38 109V108H37ZM49 109V108H48ZM54 109V108H53ZM84 109V108H83ZM105 109H106V107H105ZM195 109H196V107H195ZM199 109H201V108H199L198 107V112H200V110ZM210 109V108H209ZM208 109V110H209ZM219 109V108H218ZM31 110V109H30ZM50 110H52V109H50ZM58 110V109H57ZM121 110H122V108H121ZM132 111H133V109H131ZM142 110V109H141ZM204 110V109H203ZM208 110H207V112H208ZM54 111V110H53ZM114 111H115V109H114ZM113 111V112H114ZM120 111V110H119ZM123 111V110H122ZM144 111H146V110H144ZM143 111V112H144ZM179 111V110H178ZM181 111V110H180ZM194 111V110H193ZM192 111V112H193ZM235 111V110H234ZM39 112V111H38ZM61 112H63V111H61ZM75 112V111H74ZM109 112V111H108ZM112 112V113H113ZM116 112V111H115ZM148 112V111H147ZM175 112V111H174ZM203 112V111H202ZM202 112H200V115H201V113ZM210 112V111H209ZM32 113H33V111H32ZM56 113V112H55ZM101 113V112H100ZM112 113H110V115L112 114ZM119 113V112H118ZM151 113V112H150ZM155 113V111L153 112V114ZM187 113V112H186ZM37 114V113H36ZM61 114V113H60ZM67 114V113H66ZM106 114V113H105ZM122 114V113H121ZM148 114H149V112H148ZM169 114H170V112H169ZM174 114V113H173ZM182 114V113H181ZM192 114V113H191ZM211 114H213L212 112H211ZM210 114V115H211ZM78 115H79V113H78ZM115 115V114H114ZM129 115V114H128ZM143 115H145V114H143ZM196 115V114H195ZM203 115H205V114H203ZM3 116V115H2ZM1 116V117H2ZM10 116V115H9ZM15 116H16V114H15ZM22 116V115H21ZM55 116V115H54ZM96 116V115H95ZM102 116V115H101ZM105 116H108V115H105ZM154 116V115H153ZM189 116H191L190 114H189ZM198 116H199V113H198ZM202 116V115H201ZM215 116V115H214ZM6 117V116H5ZM14 117V116H13ZM12 117V118H13ZM35 117V116H34ZM51 117V116H50ZM53 117V116H52ZM57 117V116H56ZM112 117H113V114H112ZM119 117V116H118ZM155 117V116H154ZM159 117H162V116H159ZM158 117V118H159ZM192 117L193 116H191V117H189L190 118V120L192 119ZM206 117V116H205ZM204 117V118H205ZM213 117V116H212ZM227 117V116H226ZM229 117H231V116H229ZM9 118V117H8ZM11 118V119H12ZM15 118V117H14ZM17 118V117H16ZM20 118V117H19ZM30 118V117H29ZM44 118V117H43ZM171 118V117H170ZM184 118V117H183ZM194 118L195 117H193V119L192 120H194ZM210 119H211V117H209ZM40 119V118H39ZM51 119V118H50ZM49 118H48V120H50ZM94 119H96L95 117H94ZM93 119V120H94ZM109 119V118H108ZM110 119H112V118H110ZM109 119V120H110ZM117 119V118H116ZM125 118H124V116H121L120 115V117L117 119V120H115V121H113L115 124H120L121 126L125 123L124 120ZM144 119V118H143ZM147 119V118H146ZM202 119V118H201ZM6 120V119H5ZM18 120V119H17ZM60 120V119H59ZM97 120V119H96ZM107 120V119H106ZM161 119H159V121H160ZM175 120V119H174ZM178 120V119H177ZM191 120V121H192ZM206 120V119H205ZM209 119H207V121H208ZM224 120V119H223ZM27 121V120H26ZM54 121V120H53ZM60 121H63V120H60ZM111 121V120H110ZM117 121H119V122H117ZM145 121V120H144ZM158 121V120H157ZM167 121V120H166ZM196 121V120H195ZM1 122V121H0ZM40 122V121H39ZM104 122V121H103ZM140 122H142V119H141V121H139V119H138V121H136L135 123H134V125L132 126V129H131V131L132 132H134L135 134H145V135H149L150 137H151V134L149 133V131H147V130H145L144 128L145 127H143L142 125H141V123ZM161 123H162V121H160ZM197 122V121H196ZM209 122V121H208ZM207 122V123H208ZM213 122V121H212ZM258 122V121H257ZM5 123H6V121H5ZM75 123V122H74ZM77 123H78V121H77ZM76 123V124H77ZM106 123V122H105ZM110 123H112V122H109V124ZM113 123V125L115 126V124ZM160 123V124H161ZM174 123V122H173ZM206 123V124H207ZM251 123H253L252 121H251ZM43 124V123H42ZM108 124V123H107ZM129 124V123H128ZM180 124V123H179ZM195 124V123H194ZM193 124V125H194ZM198 124H199V122H198ZM203 124H204V122H203ZM203 124H201L202 126H205V125H203ZM238 124V123H237ZM260 124H261V122H260ZM38 125V124H37ZM64 125V124H63ZM67 125V124H66ZM69 125V124H68ZM83 125V124H82ZM106 125V124H105ZM127 125V124H126ZM172 125V124H171ZM178 125V124H177ZM201 125H199V126H201ZM207 125H211V124H207ZM219 125H221L220 123H219ZM250 125V124H249ZM253 125V124H252ZM254 125H256V123H254ZM262 125H264L263 123H262ZM79 128H80V126L79 125H77ZM92 126V125H91ZM118 126V125H117ZM131 126V125H130ZM161 126V125H160ZM189 126V125H188ZM222 126V125H221ZM43 127H44V125H43ZM46 127V126H45ZM62 127V126H61ZM78 127H74L75 128V130H77V132H79L80 133V131H78L79 130V128ZM104 127V126H103ZM195 127V126H194ZM206 127V126H205ZM222 127H224V126H222ZM222 127L221 128H219V127H217V128H219V129H221L222 130ZM231 127V126H230ZM242 127V126H241ZM252 127H254V126H252ZM1 128V127H0ZM7 128V127H6ZM24 128V127H23ZM41 128V127H40ZM71 128H72V125H71ZM78 128V129H77ZM87 128V127H86ZM85 128V129H86ZM111 128V127H110ZM109 128V129H110ZM164 128V127H163ZM196 128V127H195ZM199 128H201V127H199ZM208 128V127H207ZM235 128H236V126H235ZM234 128V126H233V129H235ZM239 128V127H238ZM242 128H244V127H242ZM247 128H249V126L247 127ZM27 129H29V128H27ZM32 129V128H31ZM39 129V128H38ZM84 129V130H85ZM129 129V128H128ZM147 129V128H146ZM159 129V128H158ZM198 129V128H197ZM226 129V128H225ZM224 129V130H225ZM227 129H228V127H227ZM226 129V130H227ZM259 129H261V128H259ZM258 128H256V126L252 129V133H253V131L254 130H256V131H258L259 133H260V136H262V139H263V141H264V130L262 129V130H259ZM12 130V129H11ZM16 130V129H15ZM74 130V131H75ZM193 130V129H192ZM212 130V129H211ZM211 130H209V131H211ZM224 130H222V131H224ZM228 130H230V133H226L225 135L226 136H228V139H231V140H233V139H236L237 138V140H236V142H235V144L236 143H238V145H236V151H235V156L233 157V159H234V167H237L236 169H237V171L238 170H242L243 172H244V174L246 173V174H248V175H250L251 176V179L253 178V179H257V180H259V181H261L260 183H264V172L263 173H261V172H258V171H256V168L258 167V166H260V163H259V157H257L256 155H250V154H248L247 153V146L249 145V143H251L252 142V138L250 139V141H243L242 139H241V137H240V139H239V136H240V134H239V136H237V134H236V130L237 129H235V131H233L232 130V128L230 129H228ZM251 130V129H250ZM23 131V130H22ZM25 131V130H24ZM41 131V130H40ZM71 131V130H70ZM112 131H113V128H112ZM127 131V130H126ZM152 134L154 133L153 131H157V130H153V128H152ZM150 131V132H151ZM161 131V130H160ZM194 131V133L196 134V132H198V131H196L195 132V130H193ZM203 132H205V128H204V130H202ZM215 131V134H217L218 133V131L216 132V128H215V130H214V128H213V132ZM13 132V131H12ZM29 132V131H28ZM44 132V131H43ZM148 132V134H146ZM158 132V131H157ZM212 132V133H213ZM226 131H224L223 133H225ZM238 132V131H237ZM258 132H255V133H258ZM15 133V132H14ZM18 133V132H17ZM54 133V132H53ZM76 133V132H75ZM125 133L126 132H124V135H125ZM165 133V132H164ZM178 133L180 134V131H178ZM178 133H176V135L178 134ZM194 133L193 134H191V135H193L194 136ZM207 133H208V130H207ZM209 133H211V132H209ZM211 133V134H212ZM221 133V132H220ZM251 133V134H252ZM254 133V134H255ZM2 134V133H1ZM48 134V133H47ZM89 134H91V133H88V137H89ZM110 134V133H109ZM174 134V133H173ZM210 134V135H211ZM214 134V133H213ZM215 134H214V137H215ZM249 134V133H248ZM37 136H38V134H36ZM131 135V134H130ZM155 136H156V134H154ZM183 135H184V132H183ZM205 135H207V134H205ZM41 136V135H40ZM43 136V135H42ZM58 136V135H57ZM69 136V135H68ZM123 136V135H122ZM121 136V137H122ZM128 136V135H127ZM159 136V135H158ZM158 136H156V137H158ZM164 136V134L162 135V137ZM201 136V135H200ZM203 136V135H202ZM213 136V135H212ZM220 136V135H219ZM222 136V135H221ZM246 136V135H245ZM244 136V137H245ZM59 137V136H58ZM100 137V136H99ZM102 137V136H101ZM124 137H126V136H124ZM136 137H137V135H136ZM145 137V136H144ZM174 137V136H173ZM184 138V140L182 139V137H180L179 139H178V142H177V144H176V149H177V152H178V150L180 149V146L182 145H184L185 144V146H186V142L188 143V144H191L190 142H192V140L189 142V140H188V137H185V136H183ZM210 136H208V138H209ZM214 137H213V139H214ZM259 137V136H258ZM53 138H54V136H53ZM103 138V137H102ZM127 138V137H126ZM125 138V139H126ZM132 138V137H131ZM204 138V137H203ZM206 138V137H205ZM208 138H207V140H208ZM211 138V137H210ZM217 138V137H216ZM219 138V137H218ZM217 138V142H216V144H215V142L212 144L213 146L215 145V147H217V143H218V141H219V139ZM227 138V137H226ZM249 138H250V135H249ZM9 139V138H8ZM34 139H35V137H34ZM57 139V138H56ZM124 139V140H125ZM139 139V138H138ZM174 139H176V137L174 138ZM185 139H186V141H185ZM191 139V138H190ZM212 139V138H211ZM220 139H222V138H220ZM227 139V140H228ZM261 139V138H260ZM36 140V139H35ZM64 140V139H63ZM122 141L121 142H124L123 141V138L121 139ZM127 140H129L128 138H127ZM132 140V139H131ZM131 140H130V142H131ZM136 140V139H135ZM167 140H170V139H167ZM198 140V139H197ZM195 141V144H196V142H199V141ZM202 140V139H201ZM200 140V141H201ZM205 140V139H204ZM207 140H205L204 142L205 143H207L208 141ZM223 140H226V139H224L223 138ZM55 141V140H54ZM72 141V140H71ZM76 141V140H75ZM134 141V140H133ZM143 141V140H142ZM175 141V140H174ZM211 141V140H210ZM230 141V140H229ZM234 141V140H233ZM78 142V141H77ZM125 142H127V141H125ZM121 143V144H124V146H125V144H127V143ZM129 142V143H130ZM136 142V141H135ZM170 142V141H169ZM204 142H202V143H204ZM228 142V141H227ZM226 142V143H227ZM244 142V143H243ZM45 143H46V141H45ZM67 143V142H66ZM119 143V142H118ZM134 143V142H133ZM160 143H162V144H164L165 146H166V141H160ZM159 143V144H160ZM194 143V142H193ZM193 143H192V147H193ZM201 143V142H200ZM199 143V144H200ZM204 143V144H205ZM209 143V142H208ZM211 143V142H210ZM231 143H233V142H231ZM231 143H227V144H231ZM264 143V142H263ZM47 144V143H46ZM50 144V143H49ZM120 144V143H119ZM121 144H120V146H121ZM131 144H132V142H131ZM131 144H129L130 146H131ZM136 144H138V143H136ZM157 144V143H156ZM234 144V145H235ZM44 146H45V144H43ZM55 145V144H54ZM69 145V144H68ZM128 145V144H127ZM144 145V144H143ZM219 145V144H218ZM225 145V144H224ZM41 146V145H40ZM43 146V147H44ZM56 146V145H55ZM70 146V145H69ZM119 146V147H120ZM123 146V147H124ZM154 146V145H153ZM206 146V145H205ZM207 146H209V145H207ZM211 146V145H210ZM209 146V147H210ZM213 146H211V147H213ZM223 146V145H222ZM222 146H219V148L220 147H222ZM227 146V145H226ZM232 146V145H231ZM63 147V146H62ZM122 147V148H123ZM145 147L147 148H149V146H147V144H145ZM145 147H144V149H145ZM171 148L173 147V146H170ZM210 147V149H216V148H211ZM228 147H229V145H228ZM32 148V147H31ZM39 148V147H38ZM46 148V147H45ZM55 148V147H54ZM112 148V147H111ZM110 148V149H111ZM117 148H118V145H117ZM121 148V149H122ZM131 148V147H130ZM162 148V147H161ZM164 148H166V147H164ZM179 148V149H178ZM181 148H184V147H181ZM200 148H202V147H200ZM223 148V147H222ZM39 149H41V148H39ZM65 150H66V148H64ZM63 149V150H64ZM116 149V148H115ZM115 149H114V152H115ZM121 149H120V151H121ZM141 149V148H140ZM143 149V150H144ZM152 149V148H151ZM176 149H175V151H176ZM190 150H191V148H189ZM218 149V148H217ZM225 150H226V148H224ZM49 150V149H48ZM71 150V149H70ZM133 150V149H132ZM132 150H130V151H132ZM181 150V149H180ZM179 150V151H180ZM189 150V151H190ZM227 150H229V149H227ZM62 151V150H61ZM118 151V150H117ZM129 151V152H130ZM134 151V150H133ZM140 151V150H139ZM144 151H147V149L146 150H144ZM143 151V152H144ZM202 151H204V150H202ZM206 151H208V150H206ZM221 151V150H220ZM232 151V150H231ZM49 152H50V150H49ZM63 152V151H62ZM67 152V151H66ZM69 152V151H68ZM113 152V153H114ZM196 152V151H195ZM198 152V151H197ZM221 152H225V151H221ZM232 152H234V150L232 151ZM261 152H263V151H261ZM123 153V152H122ZM134 153V152H133ZM132 153V156H131V158H128V157H130V156H127V158L125 159V161H126V163L128 164V168L129 169H131V172H132V174H131V176L132 177H129V178H134V177H136L138 180H139V178H141L142 177V173H143V171L144 170H142L141 168H139L140 166H137V160L140 158L139 157V154H141V152L139 153V154H137V152H136V154L138 155V159H137V157L136 158H134L135 156H134V154ZM155 153H156V151H155ZM154 153V154H155ZM170 153H171V151H170ZM180 152H178V154H179ZM215 153V152H214ZM39 154V153H38ZM37 154V155H38ZM43 154V155H42ZM42 154H40V156H38V160H39V162H40V166H41V168L44 170V173H47V174H50L51 172H53L52 174V176H54V179L56 178V179H60L61 180V178H62V180L64 179L62 176H60V172L59 171H56V167H54L53 165H52V163H51V160L50 161H47V157H49L50 156V154H48V153H46L45 152V154H44V152L42 153ZM115 155L114 156H116V153H114ZM129 154H131V153H129ZM135 154V155H136ZM153 154V153H152ZM177 154V155H178ZM196 154V153H195ZM216 154H217V152H216ZM220 154H222V153H220ZM229 154V153H228ZM62 155V154H61ZM67 155V154H66ZM123 155H125L124 153H123ZM128 155V154H127ZM136 155V156H137ZM143 156H145L146 155V152H145V154L143 153L142 154ZM174 155V154H173ZM180 155V154H179ZM223 155V154H222ZM225 155V154H224ZM226 155H227V153H226ZM230 155V154H229ZM228 155V156H229ZM64 156V155H63ZM72 156H73V154H72ZM71 156V157H72ZM107 156H109V155H107ZM113 156V155H112ZM141 156V155H140ZM154 156V155H153ZM198 156V155H197ZM67 157V156H66ZM83 157V156H82ZM122 157H124V156H122ZM151 157V156H150ZM169 157V156H168ZM223 158H224V161H228V159H230V156L228 157V159H227V157L225 156H222ZM35 158L37 159V157L35 156ZM63 158V157H62ZM70 158V157H69ZM84 158V157H83ZM105 159H107V160H105V159H102V157H101V155H100V158H98V157H96V156H91V157H89V159H85V162H87L86 160H89L88 162L90 163V165H91V167H95L96 169L95 170H97L98 172H99V176L103 173H114V175L117 173V171H116V169L114 168V165L112 164V163H108L107 161H108V158H106V157H104ZM110 158V157H109ZM141 158H143L142 156H141ZM171 158V157H170ZM172 158H173V156H172ZM171 158V159H172ZM179 158V157H178ZM177 158V159H178ZM19 159V158H18ZM72 159V158H71ZM70 159V160H71ZM113 159V158H112ZM117 159V158H116ZM124 159V158H123ZM232 159V158H231ZM118 160V159H117ZM6 161V160H5ZM30 161V160H29ZM65 161V160H64ZM76 161V160H75ZM80 161H82V159H80ZM97 161V162H96ZM124 161V162H125ZM157 161V160H156ZM159 161V160H158ZM173 162H174V160H172ZM176 161H178V160H176ZM175 161V162H176ZM184 161V160H183ZM60 162H62V161H60ZM116 162V161H115ZM140 162H141V160H140ZM154 162V161H153ZM180 162H181V160H180ZM179 162V163H180ZM9 163H10V161H9ZM8 163V164H9ZM20 163V162H19ZM36 163V162H35ZM59 163V162H58ZM73 163V162H72ZM88 163V164H89ZM226 163V162H225ZM228 163V162H227ZM233 163V162H232ZM232 163L230 162V164L232 165ZM12 164V163H11ZM29 164V163H28ZM79 164V163H78ZM77 164V165H78ZM104 164V165H103ZM116 164V163H115ZM125 164V163H124ZM123 164V165H124ZM223 164V163H222ZM230 164H225V166H230L229 168L231 169V165ZM0 165H2V163H0ZM35 165V164H34ZM55 165V164H54ZM126 165V164H125ZM3 166L4 165H2V168H3ZM26 166H27V164H26ZM60 166V165H59ZM218 166V165H217ZM224 166V165H223ZM224 166V167H225ZM227 166V167H228ZM37 167V166H36ZM167 167V166H166ZM197 167V166H196ZM1 168V169H2ZM53 168V169H52ZM28 169V168H27ZM91 169V168H90ZM173 169H174V167H173ZM192 169V171L190 170H188L186 167H184L183 165L182 166H180L179 168H178V173L176 172L175 174H179V177L182 179H180L181 181H182V184L183 185H186L187 187H190L191 188V190H194L195 192H198V193H196V194H200L199 192H203V191H208L206 194H203L202 195V197H204L205 195L206 196H208V197H204L205 198V201H206V204H204L205 206H203L202 204H201V206H203V208L204 209H202V207H201V209L202 210H206V206H207V208L209 207L210 208V210L212 211H210V213H209V215H208V217L207 218H209L210 219V222H211V224L213 225V227H215V228H218V229H220V230H222V231H225V233H224V236H225V234L227 233L228 234V236L230 237V239H229V237L228 236H226V237H228V241H229V243H227L228 241H226L225 243H227V244H230L231 245V247L230 248H228V249H236V250H239L240 252H242V250H249V248H250V245L251 244H249V243H253V242H250V241H252L253 240V237L256 239V236H257V234L258 235H261V237L262 236H264V226H262V227H260V225L264 222V219H262V218H264V215H262V205H261V202H262V200H264V194H263V192L262 193H259V195H257V196H255V197H248L247 195V198L245 199V201H244V203H241L240 201V203H238V204H240L241 205V208H242V210L244 211L243 212V218L242 219H240V218H232V216H233V214L230 212V210H228L226 207H224V208H222L221 207V205L220 204H223L224 202H223V200H221L223 203H221V201L219 200V198L221 199V195H223V194H219V192L215 189V187H214V189L212 188V189H210V188H208V186H207V188H206V186L204 187L203 185H204V183L203 182H201V181H205V182H207L208 180H210L211 178H210V173L207 171V170H203V168H202V170H200V171H197V169L196 170H194L193 169V167L191 168ZM221 169V168H220ZM223 169V168H222ZM221 169V170H222ZM227 169V168H226ZM5 170V169H4ZM3 170V171H4ZM29 170V169H28ZM36 170V169H35ZM35 170H34V173H35ZM94 170V171H95ZM232 170V172H231V174L233 173V168L231 169ZM235 170V169H234ZM20 171V170H19ZM30 171V170H29ZM39 171V170H38ZM90 171V170H89ZM213 171V170H212ZM223 171V173H224V171L225 170H222ZM222 171L220 172L219 171V175L218 176H220V173H222ZM237 171H235V172H237ZM1 172V171H0ZM30 172H33L32 171V169H31V171ZM29 172V173H30ZM62 172V171H61ZM119 172V171H118ZM226 172H229V171H226ZM240 171H238V173H239ZM8 173V172H7ZM39 173V172H38ZM41 173H43V172H41ZM96 173V172H95ZM159 173V172H158ZM157 173V174H158ZM163 173V172H162ZM216 173V172H215ZM222 173V174H223ZM3 174H4V172H3ZM119 174V173H118ZM129 174H130V172H129ZM144 174V173H143ZM237 174V173H236ZM244 174H243V176H244ZM21 175V174H20ZM30 175V174H29ZM33 175H37V172H36V174H33ZM40 175H42V174H40ZM72 175V174H71ZM74 175V174H73ZM121 175V174H120ZM146 175V174H145ZM163 175V174H162ZM13 176V175H12ZM22 176V175H21ZM27 176V175H26ZM26 176H24V177H26ZM51 176V175H50ZM75 176V175H74ZM91 176V175H90ZM97 176V175H96ZM116 176V175H115ZM119 176V175H118ZM117 176V177H118ZM124 176V175H123ZM249 176V177H250ZM6 177V176H5ZM4 177V178H5ZM13 177H16V176H13ZM12 177V178H13ZM36 177V176H35ZM42 177V176H41ZM98 177V176H97ZM128 177V176H127ZM151 177V176H150ZM163 177V176H162ZM177 177V176H176ZM212 177H213V182L212 183H214L215 182V179H216V181H217V178L214 176V175H212ZM223 177L224 176H222L221 178L223 179ZM10 178V177H9ZM11 178V179H12ZM19 178V177H18ZM18 178H16V183H18L17 182V179ZM28 178V177H27ZM44 178V177H43ZM53 178V177H52ZM50 179L51 181L53 180V179ZM77 178V177H76ZM101 178V177H100ZM99 177H98V179H100ZM109 178V177H108ZM128 178V179H129ZM143 178V177H142ZM215 178V179H214ZM1 179V178H0ZM14 179V178H13ZM12 179V180H13ZM55 179V180H56ZM83 180H85V178H82ZM97 179V180H98ZM112 179V178H111ZM110 179V180H111ZM128 179L126 180V182L128 181ZM135 179V178H134ZM179 179V178H178ZM219 179H220V177H219ZM226 179V178H225ZM250 179V180H251ZM252 179V180H253ZM5 180H7L6 178H5ZM18 180H20V179H18ZM43 180V182L45 181L44 179H42ZM103 179H101V181H102ZM115 180H117V179H115ZM141 180V179H140ZM144 180V179H143ZM0 181H3V180H0ZM9 181V180H8ZM51 181H50V184H51ZM100 181V180H99ZM100 181V182H101ZM104 181H105V178H104ZM122 181V179H120V182ZM131 182H133V181H135V180H130ZM129 181V182H130ZM224 181V180H223ZM227 181V180H226ZM4 182V181H3ZM26 182V181H25ZM47 182V181H46ZM119 182V181H118ZM119 182V183H120ZM125 182V183H126ZM153 182V181H152ZM156 182V181H155ZM161 182V181H160ZM164 182V181H163ZM221 182V184H223L224 182H222V181H220ZM220 182H218V183H220ZM234 182V181H233ZM253 182V181H252ZM2 183V182H1ZM5 183V182H4ZM9 183H10V181H9ZM15 183V184H16ZM20 183V182H19ZM58 183H60L59 182V180H58ZM81 183H84V182H81ZM104 183V182H103ZM118 183V184H119ZM136 183H137V181L135 182V184H133L132 186H131V188L133 187V189H134V187H135V185H136ZM151 183V182H150ZM208 183V182H207ZM226 183V182H225ZM224 183V184H225ZM262 183V184H263ZM57 184V183H56ZM107 184V186L110 184H108V183H106ZM113 184H115V185H117L116 183H113ZM141 184H143L142 182H141ZM140 184V186L142 187V185ZM144 184H146V183H144ZM158 184V183H157ZM211 184V183H210ZM217 184V183H216ZM9 185V184H8ZM11 185V184H10ZM24 185V184H23ZM105 185V184H104ZM114 185V186H115ZM120 185V187L122 188V182H121V184H119ZM118 185V186H119ZM155 185V184H154ZM211 185H214V184H211ZM49 186V185H48ZM51 186H52V184H51ZM56 186V185H55ZM113 186V187H114ZM126 186V185H125ZM147 186V185H146ZM145 186V187H146ZM150 186V185H149ZM185 186V187H186ZM251 186V185H250ZM259 186V185H258ZM6 187V185L5 186H3V188H5ZM12 187H16V188H18V185L16 186H12ZM59 187V186H58ZM57 187V188H58ZM61 187H65L64 185L62 186L61 185ZM61 187H59V188H61ZM67 187V186H66ZM108 187H110V186H108ZM112 186H111V191L113 190L112 188H113ZM139 187V186H138ZM137 187V188H138ZM148 187V186H147ZM252 187V186H251ZM8 188H9V186H8ZM25 188V186H22V189H24ZM29 188V187H28ZM54 188H56V187H54ZM115 188H118L117 186H115ZM124 188V187H123ZM137 188L135 189V190H137ZM140 188V187H139ZM149 188V187H148ZM254 188H257V185H256V187H254ZM12 190H14L13 188H11ZM25 189H27V187L25 188ZM24 189V190H25ZM66 189V188H65ZM106 189H107V187H106ZM105 189V190H106ZM109 190H110V188H108ZM119 189V188H118ZM146 189V188H145ZM144 189V190H145ZM188 189V188H187ZM210 189V190H209ZM12 190H11V192H12ZM49 190V189H48ZM58 190V189H57ZM68 189H66L65 191H67ZM124 190H125V188H124ZM123 190V191H124ZM130 190V189H129ZM135 190H133V191H135ZM143 190V189H142ZM146 190H148V189H146ZM190 190V189H189ZM264 190V189H263ZM4 191V190H3ZM2 191V192H3ZM16 191V190H15ZM59 191V190H58ZM70 191V190H69ZM80 191V190H79ZM84 191V190H83ZM126 191H128L127 190V188H126ZM131 191V190H130ZM129 191V192H130ZM137 191H139V190H137ZM137 191H135V193L137 192ZM141 191V190H140ZM253 191H255V189H253ZM262 191V190H261ZM1 192V193H2ZM7 192V191H6ZM9 192V191H8ZM7 192V193H8ZM44 192V191H43ZM60 192H61V190H60ZM71 193L73 192V191H70ZM69 192V193H70ZM103 192V191H102ZM105 192V191H104ZM147 192V191H146ZM249 192H250V190H249ZM14 193H16L17 195H20V193L22 194V191L20 190V188H18L17 189V191L16 192H14ZM67 193H68V191H67ZM80 193V192H79ZM78 193V194H79ZM108 193H110V191L108 192L107 191V193H106V195L108 194ZM128 193V192H127ZM134 193V192H133ZM134 193V194H135ZM236 193V192H235ZM251 193H252V191H251ZM250 193V194H251ZM258 193V192H257ZM23 194H24V192H23ZM62 194V193H61ZM73 194H75L74 196H76V194L77 193H73ZM93 194V193H92ZM131 194H132V192H131ZM138 194V193H137ZM142 194H144L143 192L140 194V195H142ZM148 194V193H147ZM160 193H158V195H159ZM193 194H194V192H193ZM243 194H244V192H243ZM243 194H241L242 196H243V199L245 198L244 196H245V194L243 195ZM247 194V193H246ZM15 195V194H14ZM64 195V194H63ZM85 195L86 194H83V195H81V197H78V196H76V197H78V199L75 197V199H73L72 201H71V198L73 197H71V196H67L68 198H70V201L69 202H71L72 204H75V205H68V207H69V210H70V212H71V209H76V211H78L77 209H79L80 211H88V207H86V206H89V204L91 205V203H92V201L91 200H89V202L86 200V197H85ZM88 195H91L90 193H88ZM112 195V197L111 198H114L113 197V194H111ZM111 195H109V196H111ZM116 194H114V196H115ZM145 195V194H144ZM143 195V196H144ZM153 195V197H149V198H155V196H157V193H156V195L155 194H152ZM155 195V196H154ZM226 195V194H225ZM231 195V194H230ZM238 195V194H237ZM59 196H61V195H59ZM79 196H80V194H79ZM92 196V195H91ZM101 196V195H100ZM108 196V197H109ZM118 196V195H117ZM116 196V197H117ZM142 196V197H143ZM198 197L199 196H201V195H197ZM224 196V195H223ZM223 196H222V198H223ZM234 196V195H233ZM9 197H10V195H9ZM62 197V196H61ZM65 197H66V195H65ZM108 197H106V199L105 200H107V198ZM121 197V196H120ZM126 197V196H125ZM146 198H147V196H145ZM200 198V199H203V198ZM225 198H227V196H224ZM6 198V197H5ZM4 198V199H5ZM39 198H41V195H40V197H39V195H38V193H32V191H30V193H27V191H26V193L22 196V200L23 201H25V202H28L29 201V203L30 204H33V205H35V202L36 201H38V204L40 203V201L38 200ZM59 199H60V197H58ZM58 198H56V199H58ZM63 198V197H62ZM74 198V197H73ZM93 198V197H92ZM99 198V197H98ZM110 198V199H111ZM128 198V197H127ZM126 198V199H127ZM148 198V199H149ZM161 198V197H160ZM197 198V197H196ZM196 198L194 199L196 202H197V200H196ZM229 199H230V197H228ZM233 198V197H232ZM237 198V197H236ZM239 198V197H238ZM64 199V198H63ZM67 199V198H66ZM90 199H91V197H90ZM109 199V200H110ZM125 199V200H126ZM147 199V200H148ZM153 199H151V202L153 201ZM219 200L220 201V204H217V202H219V201H216V200ZM233 199H235V198H233ZM233 199H230V200H233ZM243 199H239V200H243ZM40 200H42V199H40ZM114 200V199H113ZM119 200V199H118ZM150 200V199H149ZM157 200H159V199H157ZM204 200V199H203ZM236 200V199H235ZM238 200V199H237ZM44 201V200H43ZM68 201V200H67ZM67 201H66V203H67ZM93 201H94V198H93ZM108 201V200H107ZM184 201V200H183ZM200 201V200H199ZM234 201V200H233ZM233 201H231V202H233ZM64 202V201H63ZM104 202V201H103ZM111 202H112V200H111ZM114 202V201H113ZM116 203H117V201H115ZM114 202V203H115ZM157 202H159V201H157ZM168 203L167 201H165L164 200V203ZM190 202V201H189ZM192 202V201H191ZM191 202H190V204H191ZM195 202V203H196ZM200 202H203V201H200ZM236 202V201H235ZM238 202V201H237ZM20 203V202H19ZM50 203V202H49ZM60 203V202H59ZM65 203V202H64ZM108 203H109V205H111L110 204V202L108 201ZM156 203V202H155ZM161 203H162V200H161ZM186 203V202H185ZM185 203H183L181 206H183ZM195 203H193V204H195ZM234 203V202H233ZM17 204V203H16ZM37 204V203H36ZM37 204V205H38ZM119 204V203H118ZM121 204V203H120ZM157 204H159V203H157ZM156 204V205H157ZM163 204V203H162ZM162 204H159V208H160V206L162 205ZM237 204V203H236ZM26 205V204H25ZM40 205V204H39ZM46 205H47V203H46ZM104 205H105V203H104ZM106 205H108L107 204V202H106ZM113 205V207L115 206L116 207V204L114 205V204H112ZM148 205H150V204H148ZM168 205V204H167ZM186 205V204H185ZM198 204H196V206H197ZM224 205V204H223ZM9 206V205H8ZM13 206V205H12ZM20 206V205H19ZM31 206V205H30ZM40 206H42V204L40 205ZM155 206V205H154ZM158 206V205H157ZM164 206H166L165 204H164ZM198 206H200V205H198ZM44 207V206H43ZM47 207V206H46ZM114 207V208H115ZM150 207H152L151 205H150ZM168 207V206H167ZM186 207V206H185ZM185 207H181L182 209H180L179 211H181L180 213H182V210H184L185 209ZM192 207V206H191ZM29 208V207H28ZM90 208H91V206H90ZM101 208H105L104 206L102 207L101 206ZM110 208H111V206H110ZM162 209L164 208L163 206L161 207ZM160 208V209H161ZM169 208V207H168ZM184 208V209H183ZM194 208V207H193ZM200 209V207H197V209ZM208 208V209H209ZM35 209L37 210V209H39V207L38 206H36L35 207ZM40 209L42 210V207H40ZM67 209V208H66ZM156 208L154 207V210H155ZM157 209H158V207H157ZM160 210V212L161 211H164V210H166L165 208H164V210ZM195 209V208H194ZM196 209V210H197ZM94 210H95V208H94ZM93 210V211H94ZM111 210V209H110ZM153 210V211H154ZM171 209H169L168 211H170ZM195 210V211H196ZM201 210V211H202ZM32 211V210H31ZM35 211V210H34ZM40 211V210H39ZM39 211H38V214H39ZM43 211V210H42ZM42 211H40L41 212V215H39V217L41 216L42 217V219H43V221L45 222L46 221V223L48 222V223H50L49 225H48V223L46 224V227H45V225H43V228L42 229H40V230H43V233H46V234H48L49 236H50V238L51 239H54L55 238V236H57V237H59L58 235H57V233H59V232H55V230L57 231V229L55 228V226H53L55 229H53L52 228V222H55L56 220H55V218H53L52 216H44V215H42ZM89 211H91V212H89V213H87L86 212V214H89L88 215V217L87 218H91V219H94V221H96L98 218H100V217H97L96 215H95V213L97 214V212L95 211V213H92V208L89 210ZM115 211V210H114ZM152 211V212H153ZM158 210H156L155 212H157ZM185 211V210H184ZM194 211V210H193ZM216 211V212H215ZM79 212V211H78ZM117 212V211H116ZM124 212V211H123ZM164 212H167V211H164ZM176 212V211H175ZM74 213V212H73ZM82 213V212H81ZM148 213H150L149 211H148ZM162 213V212H161ZM170 213H172V212H170ZM185 213V212H184ZM197 213H198V210H197ZM202 213H204V212H201V214ZM207 213V212H206ZM206 213H204V214H206ZM254 214V216H256V217H261L262 216V220L260 219V221H263V222H261V223H259L258 224V219H257V224H253V219L255 218L253 215H251V214ZM27 214V213H26ZM29 214V213H28ZM34 214H36V212H34ZM37 214V215H38ZM44 214V213H43ZM155 216H157L155 213H153ZM160 213H158V215H159ZM163 214V213H162ZM200 214V213H199ZM203 214V215H204ZM25 215V214H24ZM48 215V214H47ZM67 215V214H66ZM74 215V214H73ZM73 215L71 216L72 218H73ZM82 215H83V213H82ZM148 215H151V214H148ZM163 215H166V213L165 214H163ZM197 215V214H196ZM18 216V215H17ZM65 216V215H64ZM154 216V217H155ZM162 216V215H161ZM172 216H174V214L172 213ZM183 216V215H182ZM206 215H204L203 217H205ZM252 216H253V218H252ZM38 217V219H40ZM67 218H68V224H71L72 222H76V221H74V219H69V217L68 216H66ZM106 217H107V215H106ZM105 217V218H106ZM159 218H160V216H158ZM36 218V217H35ZM145 218V217H144ZM156 218V217H155ZM162 218V217H161ZM166 219H169L168 218V215L165 217ZM173 218V217H172ZM42 219H40V220H38V221H41L42 222ZM90 219V220H91ZM103 216L100 218V220H99V222L98 223H100V227H102L101 229H102V232H103V234H109V232H108V228H109V226L107 225V224H111V222L113 221V220H110L109 218L107 219V220H109L110 222L108 223V221L107 222H104L103 220ZM148 218H146V219H144V221H146ZM151 219V218H150ZM162 219H164V216H163V218ZM161 219V220H162ZM204 219H206V218H204ZM66 220V219H65ZM76 220H77V218H76ZM152 220V222L153 223H150V221H149V223L153 226V228H156V231H157V228L158 229H160V230H158L157 232L160 234V232H162V234H165L162 230L165 228V226H166V224H168V226L166 227L167 229H169L170 228V226H169V224L170 223H168V221L166 222L165 221V219L163 220V221H160V219L159 220H155V219H151ZM153 220H155V221H153ZM171 220V219H170ZM169 220V222H171ZM172 220H174V219H172ZM92 221V220H91ZM116 220H114L113 222H115ZM66 222V221H65ZM147 222V221H146ZM251 222V223H250ZM37 223V222H36ZM64 223V222H63ZM94 224V222H91V224ZM96 223V222H95ZM107 223V224H106ZM145 223V222H144ZM143 223V224H144ZM248 223V224H247ZM38 224V223H37ZM40 224V223H39ZM39 224H38V226H39ZM55 224V223H54ZM78 224V223H77ZM90 224V223H89ZM92 224V225H93ZM113 224V223H112ZM111 224V226H113ZM135 224V223H134ZM141 224V226H142V222L140 223ZM140 224L138 223V225L140 226ZM146 224V223H145ZM253 224V225H252ZM151 225H148V226H150V228H151ZM210 225V224H209ZM247 225H249L248 227H250L247 231L246 230H244L243 228L245 227V226H247ZM110 226V227H111ZM135 226V225H134ZM139 226H137V227H139ZM144 226H146V225H144ZM147 226V227H148ZM176 226V225H175ZM211 226V225H210ZM258 226V227H257ZM76 227H78L77 225H76ZM90 227V229L89 230H91V232H93V233H99V231H97V230H95L94 228H91L92 226L90 225L89 226ZM137 227H133V228H136L137 229ZM164 227V228H163ZM169 227V228H168ZM212 226L210 227L211 228V230H214V229H212L213 228ZM35 228H37V226H35ZM142 228V227H141ZM145 229L143 230V232H142V235L144 234V235H149L150 233H149V231H151V230H147L146 229V227H144ZM149 228V227H148ZM162 228V229H161ZM39 229V228H38ZM73 229V228H72ZM85 229V231H82L83 233L84 232H86V227L84 228ZM166 229V230H167ZM218 229H215L216 231H218ZM15 230V229H14ZM78 230L80 231V230H83V228L82 227H79L78 228ZM113 230V229H112ZM141 230V231H142ZM165 230V229H164ZM97 231V232H96ZM186 231V230H185ZM33 232V231H32ZM36 232H37V230H36ZM81 232V233H82ZM88 232V231H87ZM111 232V231H110ZM118 232L120 233V230L119 231H117V235H118ZM168 232V231H167ZM177 232V231H176ZM184 232V231H183ZM11 233V232H10ZM33 233H35V232H33ZM38 233H39V231H38ZM81 233H79L78 234V232H75V234H76V237L77 236H79V237H81ZM114 233H115V231L112 233H110V235L111 234H113V236H114ZM151 233H153V232H151ZM172 233V232H171ZM182 233V232H181ZM192 233V232H191ZM222 233V232H221ZM222 233V234H223ZM41 234V233H40ZM75 234H74V232H73V235L75 236ZM81 234V235H80ZM122 234H123V232H122ZM159 234H158V236H159ZM167 234V233H166ZM169 234V233H168ZM173 234H175V233H173ZM226 234V235H227ZM63 235V234H62ZM120 235H121V233H120ZM120 235H118L119 237H120ZM141 235V236H142ZM152 235V234H151ZM155 235H156V233H155ZM218 235H220V234H218ZM63 236H65V235H63ZM106 236V235H105ZM124 236V235H123ZM127 236V235H126ZM150 236V235H149ZM170 236V235H169ZM175 236V235H174ZM178 237H180V236H182V235H180L179 233H178V235H177ZM73 237V236H72ZM76 237H73V238H76ZM115 237V239H116V237L117 236H114ZM119 237H117L118 239H117V241L119 240ZM148 237V236H147ZM155 237V236H154ZM6 238H8V237H6ZM106 237H104V239H105ZM123 237H121L120 239H122ZM174 238V237H173ZM172 238V239H173ZM175 238H177V237H175ZM174 238V239H175ZM182 238L183 239H180V238H177V239H179L180 241H184L185 240V238L182 236ZM222 238V237H221ZM225 237H223L222 238V240L224 239ZM2 238H0V240H1ZM21 239H22V237H21ZM41 239V238H40ZM45 239V238H44ZM65 239H66V236H65ZM81 239V238H80ZM110 239H111V237H110ZM110 239H108V240H110ZM139 239V238H138ZM141 239V238H140ZM220 239V238H219ZM23 240V239H22ZM57 240V239H56ZM64 240V239H63ZM62 240V242L65 244V247H66V249H65V255L67 256V258L65 259L66 260V262H62L61 264H70L71 263V261H70V259L69 258H74V260H76V261H78L79 263H82V264H85V263H87V264H95V258H96V256H100L101 254H102V252L103 253H106V251H100V247L99 248H96V247H92V249L90 248V250H89V248H88V251L86 250V249H84L80 244H82L81 243V241H79L80 242V244L77 242V241H66V240H64L63 241ZM106 240V239H105ZM104 240V241H105ZM162 240V242H163V238L161 239ZM176 240V239H175ZM174 240V241H175ZM226 240V239H225ZM224 240V241H225ZM141 241H142V239H141ZM154 241V240H153ZM153 241H151V243H153ZM179 241V242H180ZM182 241V242H183ZM220 241V240H219ZM2 242L3 241H0V244H2ZM20 242V241H19ZM48 242H49V238H48ZM111 242V241H110ZM113 242V241H112ZM136 242V241H135ZM134 242V243H135ZM138 242V241H137ZM136 242V243H137ZM139 242H140V240H139ZM143 242V241H142ZM156 242V241H155ZM161 242V241H160ZM172 242V241H171ZM187 242V240L185 241V243ZM5 243V242H4ZM133 243V244H134ZM158 243V242H157ZM181 243V242H180ZM7 244H8V242H7ZM93 244H94V242H93ZM108 244L110 245V243L108 242ZM141 243H139V245H140ZM165 243L163 242V244L161 245V246H163ZM189 244V243H188ZM216 244V243H215ZM214 244V245H215ZM9 245V244H8ZM18 245H20V243L18 244ZM98 245V244H97ZM105 245V244H104ZM108 245V246H109ZM114 245V243L112 244V246ZM117 245H120V243L119 244H117ZM122 245V244H121ZM135 245V244H134ZM145 245H146V242H145ZM152 245V244H151ZM154 245H156L155 243H154ZM152 246V247H156V246ZM196 245V244H195ZM223 245H225V244H223ZM230 245H226L225 246V249H226V247H229ZM6 246V245H5ZM116 246V245H115ZM114 246V247H115ZM126 246V245H125ZM128 246V245H127ZM147 246V245H146ZM149 247H150V244L148 245ZM159 246V245H158ZM184 246H186L185 244H184ZM191 246V245H190ZM189 246V247H190ZM197 246V245H196ZM220 246V245H219ZM219 246L217 245V247H215V248H213V246H212V250H215V252H217L218 250H220L219 249ZM16 247V246H15ZM21 247V246H20ZM105 247V246H104ZM111 247V246H110ZM118 247V246H117ZM116 247V248H117ZM124 247V246H123ZM131 247V245L129 246V248ZM135 247H136V245H135ZM141 247V246H140ZM148 247V248H149ZM188 247V248H189ZM223 247V246H222ZM38 248V247H37ZM41 248H42V250H44V252H47L49 255H51V254H53V252L54 251H57L56 250V248H53V246L51 245V244H44V245H42L41 246ZM103 248V247H102ZM131 248H133V247H131ZM146 248V247H145ZM145 248H140V250H138L139 252H143L142 251V249H145ZM148 248L146 249V250H148ZM151 248V247H150ZM160 248V247H159ZM194 248V247H193ZM216 248H218V250L216 249ZM4 249V248H3ZM7 249V248H6ZM105 249V248H104ZM126 249V248H125ZM124 249V250H125ZM133 249H138L137 247L136 248H133ZM152 249V248H151ZM195 249V248H194ZM222 249V248H221ZM109 250H111V249H109ZM128 251H129V249H127ZM217 250V251H216ZM227 250V249H226ZM250 250H251V248H250ZM253 250H254V248H253ZM21 251V250H20ZM24 251V250H23ZM22 251V252H23ZM149 251V250H148ZM152 251V250H151ZM187 251V250H186ZM202 251V250H201ZM210 251V250H209ZM224 251V250H223ZM231 251V250H230ZM2 252V251H1ZM28 252V251H27ZM131 252H133V250L131 251ZM147 252V251H146ZM145 251H144V253H146ZM194 252V251H193ZM196 252V251H195ZM219 252V251H218ZM220 252H222V251H220ZM219 252V253H220ZM237 252V251H236ZM247 252V251H246ZM8 253V252H7ZM61 254H62V251L60 252ZM60 253H57V254H60ZM108 253V252H107ZM113 253H115V252H113ZM136 253H137V251H136ZM148 253H150V252H148ZM147 253V254H148ZM184 253H185V251H184ZM183 253V254H184ZM187 253H188V251H187ZM186 253V254H187ZM208 253V252H207ZM210 253V252H209ZM208 253V254H209ZM212 253H213V251H212ZM223 253V252H222ZM227 253H228V251H227ZM2 254V253H1ZM60 254V255H61ZM110 254V253H109ZM118 254V253H117ZM194 254V253H193ZM192 254V255H193ZM205 254H206V252H205ZM229 254V256H230V253H228ZM9 255H11L10 253H9ZM192 255H191V257H192ZM207 255V254H206ZM210 255V254H209ZM3 256H5L6 257V255H5V253H3ZM3 256H0L1 258L3 257ZM52 256V255H51ZM50 256V257H51ZM63 256H64V253H63ZM108 256H110V255H108ZM116 255H113V257H115ZM143 256H145V255H143ZM227 257H229L228 255H226ZM4 257V258H5ZM117 257V256H116ZM184 257V256H183ZM188 257H189V255H188ZM194 257V256H193ZM203 257V256H202ZM8 258H10V257H8ZM205 258V257H204ZM262 258H264V257H262ZM261 258V259H262ZM51 259V263H53V261L54 260H57V264H60V263H58V258H54V257H51L50 258ZM160 260L162 259V258H159ZM197 259V258H196ZM206 259V258H205ZM210 259V258H209ZM213 259V258H212ZM5 260V259H4ZM60 261H61V259H59ZM111 260V259H110ZM159 260V261H160ZM163 260V259H162ZM164 260H168L169 262H170V260L169 259H165L164 258ZM229 260V259H228ZM262 260H264V259H262ZM108 261H109V259H108ZM159 261L157 262L158 264H160L159 263ZM8 261H6V263H7ZM163 262V261H162ZM169 262H168V264H169ZM244 262V261H243ZM1 263V262H0ZM50 263V262H49ZM50 263V264H51ZM96 263H98V262H96ZM102 263V262H101ZM105 263V262H104ZM108 263H110V262H108ZM107 263V264H108ZM111 264V263H110ZM132 264H135V263H132ZM137 264V263H136ZM163 264H166L165 263V261L163 262ZM187 264V263H186ZM204 264V263H203ZM239 264V263H238Z\"/></svg>", "mask_w": 264, "mask_h": 264}, {"label": "snow or ice", "instance_id": "6c2138e0", "mask_svg": "<svg viewBox=\"0 0 264 264\" xmlns=\"http://www.w3.org/2000/svg\"><path fill=\"white\" fill-rule=\"evenodd\" d=\"M260 7H261L262 9H264V3H262V4L260 5ZM181 92H183V89H181ZM235 111L239 112V108H236ZM104 138H105V139H109L110 137H108V136L106 135ZM262 154H264V153H262ZM261 205H262V208H264V200H262ZM0 223H4L2 217H0ZM29 255H31L30 252H29ZM7 264H18V261H17L15 258H13V259H10V260L7 262Z\"/></svg>", "mask_w": 264, "mask_h": 264}]
</instances>
